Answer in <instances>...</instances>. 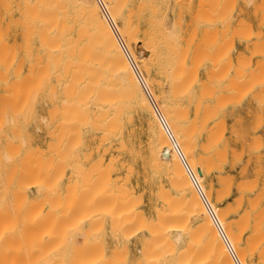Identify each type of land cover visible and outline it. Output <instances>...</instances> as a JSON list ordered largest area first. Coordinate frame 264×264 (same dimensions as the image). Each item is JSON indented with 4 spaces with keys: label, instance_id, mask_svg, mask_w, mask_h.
<instances>
[{
    "label": "rangeland",
    "instance_id": "rangeland-1",
    "mask_svg": "<svg viewBox=\"0 0 264 264\" xmlns=\"http://www.w3.org/2000/svg\"><path fill=\"white\" fill-rule=\"evenodd\" d=\"M114 1H116L119 5L121 4V2H123V1H119V0L118 1L120 3L117 0H114ZM167 1L168 0H162V1L161 0H154L153 2H155V3H153L152 0H149V3H150L149 4L147 0H140V2H139V0H133V2H132V0H129V1L126 0L124 2V4L122 3L123 5L121 4V8L119 5H116L115 8H116V11H121L124 16L126 14H128V12L125 9H128V11L132 10L133 13L135 14L134 18L133 17L132 18L135 19L134 23H136V25H137V21H138V25H137V31L138 32L136 33V36H137L138 44L140 45L141 48L145 49V46H148V47L152 46V49L155 48L153 51L154 53H155V51H156V53L158 51L162 52L161 55H159V53L154 54L153 52H151L152 50H150V48H147V50H149L150 53H148L147 50H145L146 54L148 56L151 53H153V54L150 55L151 57L146 56L147 61L145 60L146 58L144 59V62H143L144 66L143 65L142 66L146 67L148 69V71L144 68V69H142L143 70L142 72H145V70H146L147 72L151 73V75L153 76V80H154L153 83L154 84L156 83L158 85L160 84V86L157 85V87H155L156 84L154 85L155 89L153 91V96H152V98L155 97V99L157 98L156 96H158L157 101L154 99L157 106H158V104L162 105V103H164L166 105L165 100L166 99L168 100V98H169L168 103H170L171 110H168V108H167V110L162 111V110H164V108H163L164 104L162 106L161 105L158 106V109L160 107H161V109L163 108L160 112V113H162V116L163 115L169 116L170 114H173L170 116H175L174 117L175 120L174 119H170V120H173L176 122L180 118L177 123L174 122L177 125L179 124V122H180V124L183 125V123H184L183 121H185V123H184L185 126L184 125H183L184 127L182 126V130H183L182 131L181 128L178 127L179 125L176 127H174L175 125L171 126V124H173V122H171L169 120V117L166 119L168 121L167 126H168L170 132H171V130H176V133L174 135H173V133H171V135H172V137L174 136V141L178 142L177 145H178L179 150L181 151V154L183 153L182 154L183 157H184V153H186L187 156H185V157L187 159H188V154H189V157L192 156L191 157V163H190V158H189V160L185 159V161L186 160H187L186 162L189 161L188 165H192L193 172L198 167L201 166L200 168L203 171V178L204 179H202V181H200V183L204 189V192H208L210 187H211V186L209 187V185H212V187H211L212 189H210V191H212V192H208V194L209 193L211 194V195H209L210 199L208 202L211 205V207L214 209V211L216 212L217 216L219 214L218 212H220L222 210H224L223 212L226 214V211H225L227 209L226 207L229 208L231 206L229 208V210L230 209L232 210L233 208L238 209L237 211H235L236 209L234 210L235 213L233 212V210L227 211L229 216H228V214H226V215L228 217L227 216L225 217L223 215V212H222L221 215L224 216L223 217L224 219H221V220L219 219V221H222L223 226L227 225L226 223H232L231 224L232 225V232L231 231H230L231 233L228 232L229 238L231 239V241L233 239V237L231 236L232 234L235 237V234L237 235V233H239V234L242 233V231H243L242 225L246 224V223H244V219H246L245 218L246 215L251 217V218L247 219V220H249V223H248V221H246L248 226L244 227V225H243V227H244L243 235H240V237L236 236L235 239H233L232 243H233V247L235 250V255H236L239 263L240 264H242V263L243 264L244 263L245 264H253V260L255 262L258 261V252L260 250L264 249V240L262 239L263 241H261V239H259V238H261V236H262V238L264 237L263 236L264 235L263 234L264 233V220H261V219H263V214H264V212L261 213L262 210L264 209V53L262 52L264 50V0H254V2L250 6L245 4L244 0H173V1L169 0L168 4H167ZM0 2H1L0 3V44H1L0 45V161H1L0 162V178H1V180H0L1 181V183H0V188H1V190H0V195H1L0 196V229L2 227V229L0 231V264H105V263H107V264L108 263L109 264H163V261H164V264H177L178 263V261H177L178 256H180L181 258H185L186 256L189 257V258L186 257L187 259H189V262H185L184 264H190L191 260L197 262V258H198V260L201 258L202 261L199 260L196 264H207L208 260H212L214 258H215L214 261L215 260L218 262L221 260L223 261V259H221V258H224L223 254H221L222 250H220L221 251V253H220L217 248H214L215 246L214 247L212 246L213 244L214 245L217 244V242L219 241L218 237L216 238V236L214 234H213L214 235L213 237L210 236V238L211 237L213 238V239L211 238L212 240H210L208 237L209 235H211L213 233V231H211V233H209L208 231H210L211 226L210 225L206 226L204 223L205 217L202 215V212H201L202 211V208H201L202 202L198 200L199 202H197L196 204L195 203L193 204L194 207H196L197 205L200 206V208H198V207L195 208V210H197V211H195V210L194 211L191 210V212L188 211V209L194 208V207H191V208H187V207L192 205L188 202L191 201L190 199L195 194L189 192L191 189L189 188V186H188V184L184 178L183 170L181 169L182 173L180 170L177 171L176 169L178 167L176 165H174V167L176 166L177 168L176 169L174 168L175 170L173 169L174 170L173 173H175V171H176V173H175L176 176L178 178L179 177L183 178V180H184L183 183H185V185L182 183L183 184V186H182L180 181H179V183L181 185H179L178 182L175 183V182L171 181V182H173V183H171L169 181V176L174 178L173 173H170L173 170H170V172H169V169L173 168L170 166H173V164H175V163H171V159L174 160V158H175V160H176L175 162L178 163V166H181V162H180V159H178L179 157H177V154L173 150L171 143L167 139V136L166 135H164V136L159 135V134H163L164 131L162 129L158 130L160 127L162 128V126L160 124H159L160 127L158 126V123H159L158 120H157L158 123L155 122L156 119L153 121L152 118L150 117L149 112L147 110H144L142 105H141V111H140L141 119H140L139 124H138V119H136V117H134L133 121L134 122L136 121L135 125H134V122H132L131 125L133 127L129 124V125H125L126 127H124V129H123L122 136L125 135L123 137V139L125 141L119 140L115 136H111L109 127H108L107 131L105 130L107 128H106V126L104 127V125L107 123L106 121L108 119L106 117L107 114L106 115L104 114L105 116L102 114L104 112L106 113L107 110L103 105L105 99H103L104 96L102 94H104V92H103L104 90L102 92L100 90H102L104 88L103 82L101 83V81H103V79L105 77V76L103 77V74L105 72L106 73L104 75L107 74L106 69L108 70V68H107V62L105 61L106 58L103 61V59H100V57L103 55H104V57H106L105 52H107V50L103 49L104 44H102L103 39H101L102 37L100 36V34H97V35H99L101 38L99 36H96L95 35L96 33L93 34L94 31H90V28H88V27H87V29H89L88 34L89 33L91 34L93 32L92 34L95 35L97 37V39L99 37V39L97 40L96 37L92 36L98 42H100V40H101V42H100L101 45L98 42H96V43L93 42L94 40L91 37H90L91 38L90 39L91 41H90L89 38H87L86 36H83L84 38L82 37V35L78 36V33L80 34L81 30H84V28H85L84 25H79V22L81 19L83 20L85 18L84 16L86 14L82 15L83 17L80 15V17H82V18L78 19L79 20L78 25L72 23L71 20L68 19L69 17H67V19L66 18L65 19L60 18V19H62V21L60 20L62 22L61 23L62 29L56 25L55 21L58 20V18L55 19V17H53V19H55L54 24H53V22L50 21L52 23V24L49 23L50 26L48 29H50V30L47 29V31H48L47 33L50 36H47L48 34L45 35L43 30H41L40 28L45 29L44 26H46L45 24H46V22H48L46 20L51 18L50 16H52V15L45 13L44 16L48 15L49 17L47 16L48 19L44 20V16H42L40 13V15L43 17V19H42V17H40L41 19L40 18L36 19V18H38L37 16H40L39 13H37L36 17H34V18L31 17L32 20L29 17L30 22H29V19H27L28 22H26V20L23 21V23L25 22L23 24L24 27H25V24H27L26 25L27 28H29L28 26H31L33 24L34 27H32V29L36 27L35 29H33V32L35 30L36 31L38 30L37 31L38 33H40L42 36H44V35L47 36L50 40H51V38H53V36H54V38L58 37V38H56V41H54L55 43L58 42L61 39V37H63L64 32L67 33L66 30L68 31V29L69 30L71 29V31H69L68 34H65V37H63V38L64 39L68 38L67 40L70 43V41H72L73 39H76V37H80V39L79 38L76 39V40H78L77 42L73 40L75 43H77V45L75 43H72L73 41L71 42L72 44L70 43L71 45L75 44L74 46H72V48L75 47L74 51L72 48L69 49L71 47V45L69 44L70 45L69 46L67 42H64V43H67V45L62 44L61 41L63 40V38L61 39V41H59V44L61 42V44L65 48L69 47V48H67V50L69 49L72 52L68 51V54L73 53L72 56H71V54H70V56H67V54L64 53L66 50L64 49L63 46H60L61 44L58 45V43H57L56 46L57 45L58 46L56 48H54L55 46L52 45V47H51L52 50H51L46 46L47 42H51L50 40L47 41V39H46V41H47L46 43L41 42V41H39V42H41V43H39L37 40V39H39L37 37L38 36L37 32L32 33L31 30L29 32L30 37L28 36V38L30 40H28L26 42V43H28V46L26 47V51H25L24 50L25 49L24 41L23 40L21 41L20 39L25 38L26 35L24 37H20V33L23 34L24 31H26V30L24 29V27H19L20 25H22V23L19 24V26L17 24V22L18 23L20 21L22 22L23 18L20 21H18V20H16L17 22L14 21L15 24H17V26L15 27L16 31L14 30L15 31L14 32L12 30V28H10V26H9V8H8L9 7L8 6L9 1L8 0H1ZM139 3L140 4L144 3L143 7L141 5H139V7L140 6L142 7V9L145 8L144 10H142L141 8H139L137 6V4H139ZM170 3H171V6H173L172 9L170 7ZM153 4H154V7H153ZM136 6L139 8V10H136L137 9ZM146 6H147V8H146ZM159 6H160V8H159ZM113 8H114V6H113ZM121 9H123V10H121ZM165 9H166V11H165ZM135 10H136V12H135ZM150 10H152V12ZM156 10H157V12H156ZM171 10H173V11H171ZM144 11L146 13L143 15ZM147 11H149V12H147ZM139 12H141V14H139ZM160 12H161V14H160ZM225 13H227V14H225ZM29 14H31V13L26 14V16ZM136 14L140 15V17H139L140 19L138 18L139 15L136 16ZM168 14L170 17L173 18V21H171V25H173L175 27L173 29L170 28L171 30H173V35H175V37H176V38H174V36H171V38H173V39L165 37L166 36L165 32L169 33V31L166 29L167 27L164 28V25L162 24V22H164L163 19H166V17H167L166 21H168V22L166 25L168 27L169 26L171 27V25L169 24L171 19L168 20V16H167ZM33 15L35 16L36 14H33ZM152 16H154V17H152ZM148 17H150V18H148ZM150 19L152 21H150ZM176 19H178V20H176ZM82 20L80 23H82ZM155 20H157V21L154 23ZM148 21L152 22L150 24V26H149L150 22H148ZM175 21H177V22L175 23ZM42 23H44V26L42 25ZM64 24L67 27L69 25L70 26L72 25V26H71V28H68L65 30ZM160 24L163 27H161ZM159 25H160V27H159ZM38 26H40V28H37ZM66 26H65V28H66ZM81 26H83V29H81L79 31L76 30V29H78V27L80 29ZM152 26H154V28ZM227 26H228V28H227ZM248 26H250L249 30H247ZM11 27H13V29H14V26L11 25ZM55 27H58V29L60 28V31H58V33H57V34H59V32H60V34H59L60 36L59 35L55 36V34H54ZM72 27H73V29H72ZM162 28H163V30L166 29L167 31L164 30L165 32L164 31L161 32ZM148 29H149V32H147ZM56 30H57V28H56ZM72 30H73V32H72ZM21 31H23V32H21ZM49 31H52L53 36H51L52 34ZM76 31H78V32H76ZM238 31L240 32V34ZM10 32H11V34H10ZM75 32L77 33V35ZM221 32H223V33H221ZM242 32H244V33H242ZM15 33L16 34L19 33V34L15 36ZM29 33H28V35H29ZM35 33H36V38H34ZM61 33H62V35H61ZM146 33H148V34H146ZM156 33H158V34H156ZM162 33L164 34L163 36L165 37V39L167 38L166 41L164 40L165 44L162 41L164 39V37H163V39L161 37ZM82 34H83V31H82ZM86 34H87V32H86ZM88 34H87V36H88ZM151 34L154 35V37L156 35L155 40H154V37L151 38V36H152ZM242 34H245V35H242ZM142 35H143V37H142ZM168 35L170 37L171 34L169 33ZM146 36H149L152 40ZM191 37H192V39H191ZM54 38L52 39V44H54L53 43ZM69 38H70V40H69ZM57 39H59V40H57ZM168 39L173 41V42L168 41ZM174 39H176V40H174ZM181 39H184V40H181ZM12 40H14L13 41L14 44L12 43ZM85 40H88V41H85ZM146 40H148L150 43H147ZM213 40H214V44H213ZM43 41H45V40H43ZM152 41L154 43L153 44L154 47L152 45ZM159 41H160V43H159ZM88 42H90V44L92 43L91 44L92 46ZM168 42L169 43L171 42V44H168ZM174 42H175V44H174ZM187 42H189V44ZM20 43H21V45H23L24 49L22 48V46H20V45H18V46L21 47L20 49H23L24 51L20 50L18 48V46H17L18 49L16 50V45L20 44ZM26 43H25V46H26ZM84 43L88 44V45H86V44L85 45L90 47V50L91 49L95 50L96 53L100 52V55L99 54L96 55L98 57H96V56L90 57L91 60H93V62L90 61V58H88V56H90L94 51L91 50L92 53H90L91 51L89 50V48H88V50H86ZM156 43H157V45H156ZM159 44L160 45L161 44L162 45H166V44L169 45V47L166 46L167 52H168L167 54H166L165 46L163 48L164 49V51H163V49H161L162 47H159L160 46ZM173 44L175 46L174 48H173ZM82 45H83V48L81 49ZM211 45H212V47H211ZM226 45H227V47H226ZM13 46H15L14 50H13ZM29 46L32 47L31 50H29L30 49V48H28ZM100 46H102V48H100ZM255 46H256V49H255ZM35 47H37V48H35ZM77 47H78V50L81 49L83 51V53L85 52L83 54L84 58L82 57L81 54H79L82 52L81 50L78 51L79 53L76 51ZM258 47H260L259 48L260 50L256 51L258 49ZM98 48H100L99 49L100 51L99 50L96 51V49H98ZM36 49H37V52H36ZM53 49H54V52H53ZM59 49H60V51L64 49V52L61 51V55H62V56H60L61 62L59 61L60 51L58 52V55H56L57 54L56 52ZM159 49H161V50H159ZM171 49H173L174 52H171V51H173ZM50 50H51V52H50ZM85 50L90 51V52L88 53ZM30 51H31V53H30ZM47 51L53 55L52 56L50 54L53 57L51 59H54L55 55L58 56L57 57L58 62L56 61L57 65L58 64L60 65L62 63L63 64L60 66L58 65L60 68L57 66L59 69L57 67L51 68L52 66H55V65H53V62H52L55 59L51 61L52 65H51L50 61H49V63H48V61H46L48 63V66L50 67V68L48 67L49 72L46 71L48 73H44L43 70H46L47 68L41 70V72H43L44 74H47V76L41 75L43 79L40 76L39 77L40 79H38V80H40L41 81L40 83L42 84V81L45 82V79L47 77H49V80L51 81L52 87L53 88L55 87V89H54L55 91L53 92V94L54 93L55 94L53 95L51 93L52 91L50 89L46 88V91H44L42 94V99L39 98L38 101L36 102L35 109H34L33 113L28 114V110L31 108V103H28L29 102L28 100L33 97V94H34L33 89L37 85L35 84V82H32V83H34L35 87H33L34 85L32 86L31 84H29L33 80L30 81V78L27 79L26 76L29 75L32 79V78H34L35 75H37L35 73L36 68L39 69V66H40V68H44L43 65L45 63V58L49 57V56L46 57V55H45V52L49 55V53ZM12 52L15 54L13 55ZM16 52H18L19 54ZM26 52H29V53L26 54ZM76 52H77V54L80 55V56L78 55L79 56L78 58L75 57L77 55ZM101 52H103V55H101ZM9 53H10V55H9ZM22 54L26 58H27V55H29V54H31V55L28 56L29 59L27 58L28 59V61H27L28 67L25 66L22 70H20V72L23 73L21 75L19 72L14 70V68H15L16 60H19V58H23ZM173 54H175V55H173ZM178 54H180V55H178ZM73 55H75V56H73ZM166 55L169 56L168 59H166V60H169V59L171 60V58H173V60H171V62L175 63L174 67L176 64H178V67L176 66L178 69V70L176 69L177 70L176 72H178V75L174 74V72H175V71H173L174 67H170L173 65H171V64L168 65V63H166V62H170V61H165V59L163 58ZM34 56H36L38 59H40L39 58L40 56H42V57H41V63L39 62L37 64H34L35 67L33 66L34 67V70H33V69H30L31 67H29V65H31V64L33 65V63L35 61V60H33ZM153 56H155V57L157 56V58H155ZM161 56H163V57H161ZM178 56L181 58L182 61L180 59H178ZM81 57H82L83 61H82V59H79ZM92 57H93V59H92ZM158 57L161 58V61H159V64L160 63L163 64V60H164L165 61L164 64L166 63V66H169L168 67L169 71L166 72V70L168 68L165 71H164V68L162 69V67L166 68L165 65H162L161 67H159L158 61L156 60V62H155V59L160 60V58H158ZM11 58L14 61H12ZM94 58H95V60L96 59H98L99 61L101 60V62H99L98 60H97V62H95ZM165 58H167V57H165ZM247 58H248V60H247ZM65 59H67L70 62V63L69 62L67 63L68 65L66 64L67 67L64 65L65 62H67V61H65ZM148 60H150V62ZM179 60H180V62H178ZM193 60H195V61H193ZM237 60H238V62H237ZM240 61H242V62L240 63ZM76 62H78V65L81 62L79 67L77 64H74ZM88 62L90 65H92V67L94 65L93 68H95V67L97 68V66H99L100 69L97 68V69H94L95 71H93V68H91V66L89 65L90 69L93 71L92 73H88L89 71H87V70H90V69H86V68L84 69V67L82 70L81 67L84 66L85 64L87 65ZM98 62L100 65H98ZM146 62L148 63L147 65L145 64ZM154 62H155V64H154ZM176 62H178V63H176ZM181 62H182V64H181ZM9 63H12V64L14 63L13 64L14 66L11 64V66H12L11 67ZM71 63H73L74 65L73 64L71 65ZM69 64L71 65V67H75L77 65L75 67L76 70L78 68L82 70L81 71L82 75L80 76V74H79V77H81L82 79L79 78L78 76L76 77V72H78V70L75 71L74 68H71V67L69 68ZM101 64H103V65L106 64V66L105 65L102 66ZM149 64H150V66H149ZM179 64L182 66L180 67ZM239 64H241L242 67ZM246 64H247V66H245ZM63 65H64V67H63ZM151 65H153L152 67L154 69L151 67ZM155 66H158V67H155ZM7 67H9V69H7ZM86 67H88V65ZM27 68H29V70L30 71L32 70L33 72H27L28 71V70H26ZM61 68L62 69H68L69 68V71L68 70H67L68 72L66 71V73H68L67 74L68 76L65 75V71H64V74H62ZM103 68H105V69H103ZM159 68H160V71L163 70L164 74L162 73V75L164 77H162L160 75L161 72L158 73L159 71L156 70ZM170 68H173V69H170ZM181 68H182V70H181ZM187 68L189 69V71L187 70ZM52 69H58L59 71L53 70V73H52L51 72ZM220 69H222V70H220ZM236 69L239 73L236 71ZM39 70H37V73ZM96 70H97L98 74L95 73ZM240 70L242 73L240 72ZM74 71H75V73L73 74ZM101 71H103V72H101ZM170 71H173L170 73V75L173 74L175 82L173 80H169L168 72H170ZM220 71L221 72L224 71L223 75H221L222 73ZM16 72H17V75H16ZM29 73H32V74H29ZM39 73H40V71H39ZM49 73L51 75V78L48 75ZM156 73L158 75H155ZM188 73H190L191 75L190 76L186 75ZM18 74H20V75H18ZM56 74H58V77L60 78V80H61V77H63L64 75L67 78L65 77L64 80L62 79L63 81L62 80L59 81V79L57 78L56 79L57 81L55 82L54 75H56ZM70 74H72L74 76L72 77V76H70ZM93 74L96 76L94 77ZM165 74H167L168 76L166 77ZM89 75H91V76H89ZM179 75H180V77H183V78H180V77L178 78ZM185 75L187 76V78L189 77L190 79L188 78L189 80L187 81L188 83L186 85H185V82H184V85L180 84L181 86H185L184 90H186V91H183V89H182L181 91H183L184 93L183 92L180 93L181 88L177 89L179 86L175 87V86H171V84L178 85L179 82L182 83L184 81L183 79L187 80ZM85 76H86V78H87V76L89 78L90 77H92V78H90L89 80L88 79L86 80ZM175 76L177 78H175ZM254 76L255 77L257 76L258 80H260V81H258V80L254 81V79H257ZM56 77H57V75L55 76V78ZM74 77H76L78 80H82V82H83L82 86H86V85H84L86 81H87L86 84L89 83L88 85L90 86L91 82L92 81L94 82L95 79H96L95 82L94 83L92 82V86H90V87H92V89H93V87L96 86L95 88H98L97 86H99V89H95V88L93 90L91 89L90 91H92V92H89V90H88L87 93H84L86 91L85 90L82 91L84 93V95H83L84 101L83 102L85 104L82 103L81 104L82 106L80 105L78 107H81L82 110H83V108H86V106H87V108L89 107V109H84L85 111L87 110L86 111L87 113H85V114H87L86 116L84 114L85 111L80 112V111H82L80 108H79L80 110H78L81 114L80 117H83V119H80V120H84V118L87 117L84 122H81L82 124L79 123V119L76 120L77 118H80L79 112H78V116L77 115L74 116L77 113H76V110L74 111V109H72L73 112H75V114H72L70 116L69 114H71L72 111L70 109H68V107H70V106H68L69 103L66 104L67 103V97L71 98V96H73V93L75 90L74 87H72L73 90L71 89L73 91V92H71V94L69 92L70 88H68L69 90L67 92H69L68 94H70V95L65 94L67 97H65V95H63V96L61 95V92H62L61 88L64 90L67 87L65 85L66 84L69 85L68 83H70L69 78L74 79ZM170 78H171V76H170ZM34 79L36 80V78H34ZM91 79H92V81H90ZM171 79H173V78H171ZM16 80H17V82L15 83ZM20 80H22V81L18 82ZM178 80H179V82H178ZM88 81H90V82H88ZM242 81H244V82H242ZM253 81H254V83H252ZM165 82H167L166 83L167 86H166ZM171 82H173V83H171ZM176 82H178V83H176ZM255 82H257V83H255ZM20 83H21V85H20ZM249 83L252 87H249L250 86ZM56 84H58V86L60 84V89L58 88V86ZM38 85H39V83H38ZM51 85L49 86L50 88H51ZM163 85H164V90H163ZM9 86H10V88H9ZM62 86H64L65 88ZM71 86H74L73 81H72ZM161 86H162V88H161ZM168 87H170V88H168ZM173 87H175L177 89L176 92H179L181 94V96H178L176 94V92H175L176 89ZM240 87L244 88L245 90H242ZM160 89H162L163 92ZM167 89H168L169 94H171L170 95L171 97L169 95H166L168 93H166V94L164 93V91L167 92ZM201 89L203 90V92L204 91L205 92L203 93L201 91ZM57 90H59V91H57ZM169 90H173V93H170L171 91H169ZM212 90H214V91H212ZM32 91H33V93H31ZM49 91H51V92H49ZM95 91L101 92V95H98L99 93H96ZM47 92L51 93L53 96H55L54 97L55 99L57 97L56 100L57 101L59 100V101L57 102L54 98L51 97L52 95H50V94H48V95L51 98H46L48 100V102L45 101L46 99H44V98L46 97L45 95L47 94ZM88 93H90V94H88ZM95 93L97 95H95ZM58 94L60 96H56ZM85 94H86V96L88 95L87 98H86ZM159 94H162L161 99H164V97H165V99L163 101H161L159 99V97H160ZM190 94H192V95H190ZM233 94H234V96H233ZM90 95H91V97H90ZM163 95H166V96H163ZM94 96H96V97L99 96L98 98L100 101H98V98L96 101L95 100L96 97H95L94 100L96 101V103L94 100H93L94 102H92L91 99H93ZM100 96H103V98H100ZM167 96H169V97H167ZM190 96H191V99H190L191 101L188 99V97H190ZM224 96H225V98H224ZM231 96H232V98H231ZM64 97L66 98V103H64L65 102ZM85 98L88 102L85 100ZM223 98H224V100H221ZM101 99H103V100H101ZM49 100L51 103L49 102ZM63 100H64L63 104H66L68 106L67 108L63 107L65 112H67V111L69 112V110L71 112L69 114L65 113V112H63V109L61 108L60 113H62V114L65 113L66 115H68V118L70 120L67 119V116L65 114H63V115H65L66 118H63V117H65L63 115H62V118L67 119L68 121L62 120L61 117H59L60 113L57 114L59 116L55 115V117L49 118L48 115H50V114L47 113V110L51 112L52 108L54 109V108L58 107V109H60L59 106H61V103H62L61 101H63ZM177 100L178 101L180 100L179 101L180 103L177 102ZM198 100H200L201 111L197 108V110H199L198 111L199 114L196 111L197 112V115H196L197 120H193V118L195 117V114H196V113H194V111L196 110L195 107H197L195 105L197 102H198L197 104H199ZM30 101H32V99ZM102 101H103V103L101 105L100 102H102ZM175 101H176V103H174V105L176 107L179 106V105H177V103H179L181 105V106H179L180 109L183 107L188 108V109L185 108L188 111V114H186V113L184 114L186 116L182 115L183 117H180L181 114L179 115V112L181 110L179 108L173 107V105H171ZM221 101H223V102H221ZM97 102H98V104H97ZM157 102H159V103L157 104ZM217 102H219V103L217 104ZM91 103H94V104H91ZM168 103H167L166 107L167 106L170 107L168 105ZM189 103H191V104H189ZM63 104H62V106H66ZM219 104H220V107L217 106ZM204 105L210 107V108L204 107V108H207V110L205 109L206 111L212 109L214 112L211 110L209 112V114L211 115V113L213 112L212 113L213 116L207 115L208 117H206L205 119L202 118L205 120L203 123L202 119H201L202 122L199 119L201 117H205L204 115H206V114H204V112H205V110L203 108ZM72 106H74V105H72ZM214 106L217 108L214 109ZM71 108L76 109L77 107L74 106ZM99 108L101 109V111H100L102 113V114L100 113L101 115L98 113V110H100ZM174 108L179 109L180 111L176 112V109H174ZM53 109H52V111L55 112V113L53 112L54 114H56V112H59L56 110L57 108L54 110ZM66 109H67V111H66ZM173 109L175 111H174V113H171V112H173ZM26 110H27V113H25ZM95 110H96V112H95ZM159 111H160V109H159ZM166 111H167V113H166ZM168 111H171V112L169 113ZM91 112L95 113V114L93 113L94 116L91 114ZM175 112L178 115H175ZM82 113L84 114L85 117L83 116ZM97 115H100V117L101 116L104 117V119L101 118V120H100V117L97 118ZM28 116H29V118H28ZM41 116H43L47 119V124H48L47 126H46V123H41V121L39 120ZM176 117H178L177 120H176ZM186 117H188V118H186ZM94 118H96L95 120L97 121V123H95ZM164 118H166V117H164ZM182 118H184V120H181ZM6 120L7 121L10 120L9 124H8V122L5 123ZM89 120H90V123H89ZM92 120H93V123L96 124V126L93 125ZM75 121H76V123L78 122L77 123L78 126H74V127L70 126L73 129L72 130L69 129V127H67V126L72 125L70 123H73V122L75 123ZM169 121L171 122L170 124H169ZM181 121H182V123H181ZM193 121L194 122L196 121V124H197V128H196L197 130L195 129L196 130L195 133H194V131L193 132L191 131L190 133L187 132V133H183V134L180 133L179 134V131L185 132L184 131V129L186 130L185 127H188L186 125L191 124V126H193L194 123L193 124L189 123V122H193ZM63 122H64V125L66 124V122H68L69 124L68 123L66 124L64 131L62 129H61L62 131H59L60 130L59 127L64 128V125L62 126V124H61ZM198 122H201L205 125H203V124L200 125V123H198ZM56 123L59 125L58 128H56V126H57ZM91 123L94 126V129L92 128L93 126H91ZM148 123H149V125H148ZM216 123L218 126H221L222 129H221V127L217 128L218 126L216 127ZM219 123H221V124H219ZM5 124H7V125H5ZM54 125H56V126H54ZM88 125H90L91 127L89 128ZM98 125L100 127L103 126V129L100 128ZM107 126H108V123H107ZM147 126H148V128H147ZM199 126L200 127L202 126V128H200ZM36 127H38V129H36ZM66 127L68 130L66 129ZM75 127L78 130V133L80 132V136H78L79 134L77 133V130H74ZM97 127L99 128V130ZM171 127L175 128V129H173ZM180 127H181V125H180ZM131 128H134V130L136 129L135 132L138 133V134L135 133V138L128 135L129 134L128 132H130ZM189 128H188V130H189ZM216 128L218 129V131H216ZM55 129H56V131H55ZM127 130H128V132H127ZM159 131L163 132V133L158 134ZM57 132H60V133L64 132V133H62L64 135V136L62 135L63 138H62V136L59 137L60 133H58V136L55 137V135H57ZM65 132H66V134H65ZM72 132L74 133V136H75V133H77L76 139L78 137L80 139L78 138L77 141H76V139H74L75 142H73L71 145L73 147L71 148V150H69L70 149L69 148L66 151V149L68 148V147H66L67 145H65L67 143L66 138L69 137L68 134H72ZM150 132H151L152 136H151ZM222 132H223V135H222ZM105 133H107V134L105 135ZM188 133H189V140H190L189 142L191 143L192 146L189 145L190 143H188V141H187L188 140L187 139ZM192 133H194V135H192ZM211 133H213V135H212L213 137L210 135ZM103 134L105 136H109V137L111 136V137L110 138L107 137V140L103 141V139H106V137H103ZM126 134L128 137L126 136ZM184 134H187V135H184ZM50 135H51V137H50ZM72 135H71V137H74ZM176 135H178V136H176ZM190 135H192V136H190ZM158 136H162V138H164L166 136L167 141H165L166 140L165 138H164V141L169 142L170 144H168V143L165 144L163 142V140L161 142V139L158 141V138H159ZM185 136H186V139H184ZM209 136H210V139H208ZM129 137H130V139H128ZM217 137L220 138V140H218ZM57 138H59V139H57ZM61 138H62V140H61ZM100 138H102V142H101ZM132 138H134V139H132ZM175 138L177 140H175ZM183 139H184V143L186 145L183 144V142H182ZM71 140H73V139H71ZM185 140H186V142H185ZM83 141H84V143H83ZM69 142H72V141L69 140ZM155 142L157 145H155ZM159 142H161V144ZM214 142H215V144H214ZM55 143L58 144L59 146L56 147ZM121 143L124 145H122ZM162 143L165 144L164 147L161 146V145H163ZM179 143H181V144H179ZM119 144L122 146H120ZM200 144H204V145H206V147H208V146L210 147V148L208 147V149H206L207 150V152L205 151L206 153L204 151H202V150H205V148H204L205 146L203 147L204 149L200 150V148H202V147H200ZM207 144H209V145L207 146ZM170 145H171V147H170ZM184 145L185 146L188 145L187 147L191 146V148L189 147L190 150L187 148V150H189V151H187L185 149L186 147H184ZM121 147H124L127 151H124L125 149L122 150L123 148L121 149ZM73 148H74V150H73ZM75 148H76V150H75ZM165 148L168 149L167 151L170 150V152H169L170 154L167 152L165 153V151H164ZM7 150L9 152H7ZM158 150H160V153ZM195 150H196V152H195ZM63 151L66 152V154H65L66 157H64L65 155H64V153H62ZM71 151H72V153H71ZM104 151H106V153H104ZM150 151H151V153H153V152H155V153L151 154V153H149ZM171 151H173V152H171ZM190 151H193V152H191L192 155L189 153ZM67 153H68V156H67ZM157 153H159V154H157ZM88 154H89V156H88ZM168 154L170 156L174 155V157L170 158V156L168 157ZM175 154H176V157H175ZM4 155L10 157L11 160H8L6 162ZM151 155H152V157H150ZM218 155L219 156L222 155L221 158ZM198 156H202V157H206V158H208L210 156V158H212V162H214V164H211L212 162H210V165H208L209 169L206 170L207 166L205 167V169L202 167L201 160L199 159ZM165 157L167 160H164ZM161 158H163L162 159V161L164 160L163 162L160 160ZM216 158H218V159H216ZM46 159H47V161H46ZM83 159H85L86 161ZM196 159H198L200 161L199 164L196 163ZM3 160H5V163ZM68 160L71 162H69ZM152 162H154L155 166H152V164H151ZM163 163H165V164H163ZM206 163H207V161H206ZM206 163L204 162L203 165ZM196 164L198 167L195 166ZM208 164H209V162H208ZM63 165H64V167H63ZM107 165H108V167H107ZM73 166L74 167L77 166V169L73 168ZM96 166H97V168H96ZM44 167H45V169H44ZM78 167H80V168H78ZM57 168H58L59 174H56ZM79 169H80V171H79ZM102 171H104V172H102ZM166 171H168V173H166ZM179 172L181 173L182 176L180 175ZM54 173L58 177L55 176ZM194 173L197 176L196 172H194ZM88 174L91 175V178ZM166 174H168V175H166ZM83 175L85 177L88 176L86 178V181H85V179H83L84 178ZM101 175H103V177L100 178ZM74 176H75L76 180H74ZM81 177H83V178L81 179ZM97 177L100 178V181L102 178H103L102 180L105 181V183L103 181V184H101L102 183V181H101V183L99 184L102 186L100 190L98 187H96V186H98L97 182H100L98 179H96ZM165 177H167L168 181L166 180ZM219 177H221L223 179V181H225L224 178L227 180H229V178H230L231 181L226 180V182H227V184H226V182H223L221 180V178L218 179ZM88 178H89V181H87ZM173 178H171V179H173ZM178 178L176 179V177H175V180L176 181L181 180ZM197 178L199 179L198 176H197ZM118 179H120V180H118ZM158 179H159V181H158ZM93 180H96V181H93ZM229 182H231V183H229ZM90 183H92L91 185L93 186L92 187L93 190L95 187L98 188V189H95V192H96V190H98L96 193H94V191H92L93 193L91 192V188H90L91 185L89 187ZM95 183H97V184H95ZM177 183H178L177 187H180V189L179 188L176 189L177 187H175V186ZM242 183H243V185H242ZM81 184H82V186H81ZM86 184L88 186H86ZM93 184H95L96 186ZM120 184H121V186H120ZM168 184H170V185L174 184V185L170 187V185L168 186ZM225 185H227V186H225ZM229 185H231V186L228 189ZM185 186L188 187V190L184 189ZM160 187H163V188H160ZM181 187H183V188H181ZM187 187H185V188H187ZM88 188H90V189H88ZM225 188H227L229 191H227V189H225ZM38 189H40V190H38ZM2 190H3V192H2ZM37 190H38V194H37ZM166 190H167V192H166ZM222 190H223V193L219 194V196L221 195L224 197L220 196V198H218V201L216 202L217 193L222 191ZM164 191L168 194L170 193L168 196H170L171 199H173V197H174V201H176L180 196L182 198V196H183L182 194L185 192L186 198L185 197L184 198L187 202L185 204H187V205H185V204L183 205V204H180L177 202H176V205L179 207L183 206L186 209L185 208H183L182 210L177 209L179 207H177L176 205H171V204H173V203H171V201H173V200H170V198H168V196L165 194ZM158 193H159V196H158ZM225 193H227V194L225 195ZM191 194H194V195L192 197H190ZM116 195H119V196H116ZM121 195H123V196H121ZM258 195H259V197L261 196L262 198L260 197V199L259 198L257 199ZM207 196L208 195H206V197ZM241 196H242V198H241ZM103 197H107L106 200ZM161 197H163V198H161ZM189 197H190V199H189ZM197 197L198 196L196 195V198ZM130 198H132V199L130 200ZM181 198H179L177 201H185V200H180ZM238 198L240 200L239 202H238ZM168 199L170 200L169 202H168ZM188 199H189V201H188ZM197 199H200V198L198 197ZM207 199H208V197H207ZM52 200H53V202H52ZM193 201L196 202V199L194 198ZM165 202H167V203H165ZM135 203H136V205H134ZM191 203H192V201H191ZM236 203L239 206H237ZM240 203H242V204H240ZM174 204H175V202H174ZM178 204H180L181 206ZM229 204H230V206H229ZM62 205H64V207ZM80 205H81V207H79ZM253 206H255L254 209L251 208ZM61 207H63V209ZM171 207H173V209H174V207H176V209H177V210L173 211V216L176 215L179 218L177 221V224H176L175 220H174L175 221L174 222L173 219H170V218H174V217L170 216L171 212H170V215H169V212H167V211L171 210ZM237 207H240V208H237ZM184 209L186 210V213L188 211L189 214L191 213V215L190 216L188 215L187 216L188 219L186 218V220L184 218V220H183L184 223L182 222L183 223L182 224V223H179V220H180V215H182L181 214L182 211L185 213ZM14 210H15V212H14ZM35 210L37 213L35 212ZM80 210L81 211L84 210L81 212V215H83V216L79 215ZM31 211L35 212V213H31L32 216H30ZM247 212H249V213H247ZM66 213H68V214H66ZM236 214H238V215L236 216ZM242 215L243 216L245 215V217H243L244 219H241V221H243L242 222L243 224L239 222L240 225L237 228V230L240 229L242 231L238 232L236 230V228L234 227V226H236V225H234V221L235 222L239 221L238 219L241 218ZM256 215L258 216V218ZM261 215H262V217H261ZM28 216H29V218H28ZM160 216H162V217H160ZM219 216H220V214H219ZM254 216H256V218ZM79 217H80V219H79ZM182 217L183 216H181V218ZM13 218H15V219L17 218V220H15ZM190 218H192V221H190ZM259 218H260V222H259ZM164 219L166 220V222ZM256 219H258V220H256ZM74 221H76V222H74ZM157 221H159L160 223ZM256 221H258L259 223H257ZM262 221H263V223H261ZM111 222H112V225H111ZM167 222L171 223V226L169 224V228H168V225H166V224H168ZM173 222H174V225H173ZM26 223H27V225H26ZM186 223H190V224L187 225ZM201 223L203 225H205V227H203V225H201ZM161 224H163L164 226H167V230L165 229L166 227L163 228L164 227L163 225L161 228L160 227ZM180 224L184 225L183 228L180 227V226H182ZM206 224H207V222H206ZM238 224H237V226H238ZM254 224H257L259 229L255 230V228H252L254 226ZM4 225H6V226H4ZM185 225H187L188 227ZM150 226H151V228L154 227L156 229V230H154V229L152 230L153 233L150 232L151 228L148 229V227H150ZM158 226H159V228H158ZM197 226H200L204 229L203 232L200 231L201 236L198 237L200 240L195 237V231L194 230ZM227 226H228L227 231H228V229L231 230V228H229L231 226H229V224ZM257 226H255V227H257ZM55 227H57V228L55 229ZM174 227L175 228L180 227L181 229L180 228L175 229ZM185 227H186V229H185ZM206 227L208 230H206ZM60 228H61V230H60ZM145 228H147V229H145ZM165 230H166V232H165ZM191 230H193L194 233ZM197 230L199 231V229H197ZM205 230H206V232H205ZM252 230H254V231H252ZM59 231H61V233ZM181 232H182L181 241H179L178 244H176L174 241H171L173 233H176V234L180 233L181 234ZM156 233H157V236H156ZM192 233L194 235H192ZM21 234H23V235L21 236ZM53 234H55V235H53ZM153 234L155 237L152 236ZM202 234H204V235H202ZM225 234H226V232H225ZM260 234H261V236L259 237ZM168 235H169V237H168ZM254 235H255V237H254ZM55 236L59 237L58 240H57V237L55 238ZM150 236H152V237H150ZM159 236L163 237V238H161V240L163 239L162 242L164 243L165 246L162 245V242L160 241ZM241 236H242V238H241ZM247 237L255 238L256 239V240L254 239L255 242L260 240L261 243H259V244L256 243L257 245H255V242H253L254 240H251L253 242V243L251 242L252 246L254 244V247L252 248L251 243L249 242L250 239L248 240ZM256 237H258L259 240H257ZM236 238H237V241L234 243ZM214 239H215V241H214ZM146 241H147V244H146ZM167 241H168L169 247L166 246ZM194 241H197V243L196 242L194 243ZM206 241H207V243H206ZM211 241H213L212 244H211ZM245 241L248 243L247 244L248 246L246 245ZM3 242H4V244H3ZM151 242L154 243L153 248L155 250H153V249L152 250L154 251L153 254L156 253V255H154L155 259L152 257V254L149 255V256H151L150 258H148L146 255L144 256V254H146V253L148 255V252H149L150 248L152 247V245H149V244H152ZM155 242H157V243H155ZM190 242L194 243L195 248L193 250L196 249V246H199V245L204 243V247L206 249H208V253L210 254V256H208V253H206V252H204V255L207 254L206 255L207 257L206 256L202 257L203 255L196 254V253H198V251L197 252H195L193 250H192L193 252L190 251L187 247V245L190 244ZM208 242H210V245L213 247V249L210 245H208ZM22 243H23V245H22ZM158 243L160 245H158ZM174 244H175V246H174ZM5 245H7V246H5ZM145 245H147V247L149 245V247H148L149 250L147 248H145L146 247ZM171 245H173V247L176 248L173 251L174 253L172 252L173 247H171ZM188 246L190 248V245H188ZM235 246H236V248H235ZM237 247L239 249H241V248L245 249L246 248L245 249L246 251L242 250V252H241L239 249H237ZM157 248H160L159 252H156V250L158 251ZM249 248H252V249H250L251 251L249 250ZM141 249L144 251H141ZM170 249H171V251H170ZM215 249H217L219 254L215 253V251H216ZM220 249H222V248H220ZM209 250L212 252H209ZM236 250H239V253H238V251L236 252ZM146 251H148V252H146ZM165 251H167V252H165ZM184 251H186L188 253L190 251L191 253H189L190 255H188L186 252L184 253ZM163 252H165V253H163ZM194 252L196 255L194 254ZM32 253H34V254H32ZM171 253H173L174 255ZM179 253L182 255L184 254L183 256H185V257L181 256ZM161 254H163V255H161ZM212 255H214L213 258H212ZM218 255H220V256H218ZM171 256H174V257H171ZM215 256L218 257L217 258L218 260L216 259ZM12 257H13V259H12ZM29 257H30V259H29ZM84 257H87V259ZM92 257H96V258H92ZM240 257H241V259H240ZM83 258L86 260L84 261ZM146 258H147V260H146ZM181 258H180V261H181ZM190 258H192V259L190 260ZM203 258L207 261V263ZM115 259H116V261H115ZM150 259H154V260H150ZM249 259H250V261H249ZM156 261H157V263H155ZM222 261L219 262L218 264H221ZM225 262H226V260L224 258V263ZM228 262H229V260H228ZM228 262H226V263L227 264L232 263L231 261H230V263H228ZM214 263L217 264L216 262H214ZM179 264H181V263H179Z\"/></svg>",
    "mask_w": 264,
    "mask_h": 264
},
{
    "label": "bare ground",
    "instance_id": "bare-ground-1",
    "mask_svg": "<svg viewBox=\"0 0 264 264\" xmlns=\"http://www.w3.org/2000/svg\"><path fill=\"white\" fill-rule=\"evenodd\" d=\"M0 1H1V0H0ZM8 1H9V5H8L9 7H8V6H7V7L9 8V26H10V28H12L13 31H14V30L16 31L15 27L17 26V24H18V26H19V24L22 23V25H20L19 27H24L23 24H24L25 22L23 23V21L26 20V22H28L27 19H29V17H30V19L32 20V18H34V17L37 16V13H39V15H40V13H41L42 16H44L45 13H48L49 15H52V16H50L52 19H53V17H55V19L58 18V20L55 21V19H53V20H52L51 18L48 19L49 16H48L47 14H46V15H47L48 17H47V16H44V20H45V19H48V20H46V21H48V22H46V24H45L46 26H44V23H45V22L42 23V25L45 27V29L40 28V26H38L37 28H40L41 30H43V32H44L45 35L48 34V33H47V32H48L47 29H48L49 26H50L49 23L53 22V24H54V21H55V22H56V25L62 29V26H61V23H62V22H61V21H62L63 18H64V19H65V18L67 19V17H69L68 19L71 20L72 23L78 25V21H79L78 19H81V18L83 17L82 15H85V14H86V15L84 16L85 18H84L83 20L81 19V20H82V23H80L81 20H80V22H79V25H84V26H85V28H84L85 31H84V30H81V29H83V26H81L80 29H79V27H78V29H76V30H78V31L81 30L80 34L78 33V36H81V35H82V37H83V36H86L87 38H89V40L92 38V39L94 40V41H93V40H92V41L96 43V42H98V41H96V40L94 39V37L99 36V35H97V34H100V36H101L102 38H101L100 36H99V37H100L101 39H103V43H102V44H104L103 46L105 47V48L103 47V49H106V50H107V52H105V53H106V57H104L103 52H101V55H103V56L100 57V59H103V61H104V59L106 58L105 61L107 62V68H108V70L106 69L107 74L104 75L106 72L103 74V77H104V76H105V77H104L103 81H101V83L103 82V85H104L103 87H104V88L99 84V85L103 88V89L100 90V91L102 92V91L104 90V91H103L104 94H102V95L104 96V98H103V96H100V98L105 99V100H104V103H103V101L100 102V103H101V105H102V103H103V105H104V107L106 108L107 112H106V113L104 112V113L102 114V113L100 112L101 109L99 108L100 110H98V113H99V114L101 113L102 115H104V114L106 115V114H107L106 117H107L108 120H107L106 122L108 123V126H107V123H106V122H105L106 124H105V125L103 124V125H104V127L106 126V128H107V129H105L106 131L108 130V127H109L110 135H111V136H115V137H117L119 140L125 141V140L123 139V137H124L125 135L122 136L123 129H124V127H126L125 125H129V124L131 125L132 122H134V121H133V118H134V117H136V119H138V124H139L140 119H141V117H140L141 105H142V107H143L144 110H147V111L149 112L150 117L152 118V120L154 121V120L156 119L155 122H157V120H158L157 115H156V113H155V111H154V109H153V107H152V105H151V103H150V101H149V99H148L146 93L144 92L142 86H141L140 83L138 82V80H137L135 74L133 73V71H132V69H131V67H130V64H129V62H128V59H127V57L125 56L123 50L121 49L120 44H119V41H118V37H119V38L121 39V41L123 42V44H124V46H125V48H126L128 54H129V56L132 58V60H133V61L135 62V64L137 65V67H138V69H139V72L141 73V76H142V78H143V81H144V83H145V85H146V88H147V90H148V93L150 94V96H151V98H152V96H153V91H154V89H155V88H154V85H155L156 83H155V84L153 83V82H154V80H153V76L151 75V73L147 72L148 69H147L146 67H143V66H144V63H143V62H144V59L146 58V56H148V55L146 54V51H145V50H147V48H150V50H152L151 52H153L155 48L152 49V46H151V47L145 46V49H144V48H141L140 45L138 44L137 36H136V33L138 32V31H137L138 21H137V25H136V23H134L135 19H133L134 16H135V14L133 13L132 10H131V11H130V10L128 11V9H125V10L128 12V14H126V15L124 16V15L122 14L121 11H116V8H115V7H116V5H119V4H118L116 1H114V0H8ZM117 1H118V0H117ZM119 1H123V2H121V4H122V3L124 4V2H125L126 0H125V1H124V0H119ZM119 1H118V2H119ZM128 1H129V0H128ZM147 1H148V3H149V0H147ZM153 1H154V0H152V2H153ZM161 1H162V0H161ZM168 1H169V0H168ZM168 1H167V4H168ZM170 1H173V0H170ZM2 2H3V1H2ZM132 2H133V0H132ZM139 2H140V0H139ZM159 2H160V1H159ZM164 2H165V1H164ZM174 2H175V1H174ZM244 2H245V4H247L248 6H250V5L254 2V0H244ZM0 3H1V2H0ZM3 3H4V2H3ZM114 3H115V4H114ZM119 3H120V2H119ZM153 3H155V2H153ZM223 3H224V2H223ZM262 3H263V2H262ZM121 4L119 5L120 8H121ZM123 4H122V5H123ZM132 4H133V3H132ZM143 4H144V3H143ZM143 4H140V3H139V4H137V6L139 7V5H141V6L143 7ZM149 4H150V3H149ZM151 4H152V3H151ZM162 4H163V3H162ZM229 4H230V3H229ZM2 5H3V4H2ZM4 5H5V4H4ZM146 5H147V4H146ZM209 5H210V4H209ZM113 6H114V8H113ZM137 6H136V8H137L136 10H139V8L142 9L141 6H140L139 8H138ZM149 6H150V5H149ZM156 6H157V5H156ZM7 7H6V8H7ZM124 7H125V6H124ZM124 7H123V8H124ZM153 7H154V4H153ZM153 7H152V8H153ZM170 7H171V9H172V7H173V6H171V3H170ZM233 7H234V6H233ZM261 7H262V6H261ZM2 8H3V7H2ZM146 8H147V6H146ZM150 8H151V7H150ZM159 8H160V6H159ZM162 8H163V7H162ZM216 8H217V7H216ZM144 9H145V8H144ZM144 9H142V10H144ZM169 9H170V8H169ZM180 9H181V8H180ZM225 9H226V8H225ZM225 9H224V10H225ZM227 9H228V8H227ZM231 9H232V8H231ZM121 10H123V9H121ZM136 10H135V12H136ZM147 10H148V9H147ZM154 10H155V9H154ZM31 11H32V12H31ZM150 11L152 12V10H150ZM165 11H166V9H165ZM171 11H173V10H171ZM171 11H170V12H171ZM179 11H180V10H179ZM225 11H226V10H225ZM142 12H143V11H142ZM147 12H149V11H147ZM156 12H157V10H156ZM28 13H31V14H29V15L26 16V14H28ZM42 13H43V14H42ZM137 13H138V12H137ZM145 13H146V12L144 11L143 15H144ZM33 14H36V15L34 16ZM133 14H134V15H133ZM139 14H141V12H139ZM139 14H136V16H138ZM160 14H161V12H160ZM198 14H199V13H198ZM225 14H227V13H225ZM30 15H31V16H30ZM41 15H40V16H37L38 18H36V19H39L40 17H42ZM80 15H81L82 17H80ZM153 15H154V14H153ZM155 15H156V14H155ZM170 15H171V14H170ZM24 16H25V17H24ZM60 16H61V17H60ZM160 16H161V15H160ZM167 16H168V20L171 19L170 22H169V24L171 25V21H173V18L170 17L169 14H168ZM27 17H28V18H27ZM31 17H32V18H31ZM46 17H47V18H46ZM132 17H133V18H132ZM139 17H140V15L138 16V18H139ZM152 17H154V16H152ZM157 17H158V16H157ZM165 17H166V16H165ZM169 17H170V18H169ZM198 17H199V16H198ZM214 17H215V16H214ZM1 18H2V17H1ZM22 18H23V20H22ZM25 18H26V19H25ZM60 18H62V19H60ZM71 18H72V19H71ZM136 18H137V17H136ZM142 18H143V17H142ZM148 18H150V17H148ZM30 19H29V22H30ZM36 19H35V20H36ZM40 19H41V18H40ZM42 19H43V17H42ZM139 19H140V18H139ZM160 19H161V18H160ZM200 19H201V18H200ZM220 19H221V18H220ZM16 20H18V21L22 20V22L20 21V22L18 23ZM35 20H34V21H35ZM44 20H43V21H44ZM60 20H61V21H60ZM148 20H149V19H148ZM166 20H167V17H166V19H163L164 22H162V24L164 25V28L167 27L166 29L169 31V33H170L171 35H170V37H169V35H168L169 33H168V32L166 33V32L164 31V30H166V29L163 30V28L161 29V30H162L161 32H163V31L165 32V34H166L165 37H168V38H170V39H173V38H171V36H174V38H176L175 35H173V30H171V29H173V28H175V27H174L173 25H171V27H170V26L168 27V26L166 25L168 21H166ZM176 20H178V19H176ZM211 20H212V19H211ZM14 21H16L17 24H15ZM50 21H51V22H50ZM59 21H60V22H59ZM150 21H152V20L150 19ZM150 21H148V22H150ZM156 21H157V20H155L154 23H155ZM181 21H182V20H181ZM176 22H177V21H175V23H176ZM146 23H147V22H146ZM151 23H152V22L149 23V26H150ZM160 23H161V22H160ZM242 23H243V22H242ZM4 24H5V23H4ZM28 24H29V23H28ZM31 24H32V23H31ZM51 24H52V23H51ZM169 24H168V25H169ZM224 24H225V23H224ZM227 24H228V23H227ZM260 24H261V23H260ZM11 25L14 26V29H13V27H11ZM26 25H27V24H25V27H24V29H25L26 31H24L23 34L20 33V37H24V36L26 35L25 38H21V39H20L21 41H22V40L24 41V47H25V49H24L23 45H21V43H20V44H17V45H16V50H17L18 48H19V49L21 48V47L18 46V45H20V46H22V48L26 51V47L28 46V43H26V42H27L28 40H30V39L28 38V36L30 37V33H29L30 30H31L32 33L38 31V30H37V31L35 30V31L33 32V29L36 28V27H35V28L32 29V27H34L33 24H32L33 26H32V25H31V26H28L29 28H27ZM29 25H30V24H29ZM39 25H40V24H39ZM47 25H48V26H47ZM56 25H55V26H56ZM157 25H158V24H157ZM160 25H161V24H160ZM160 25H159V27H160ZM175 25H176V24H175ZM178 25H179V24H178ZM225 25H226V24H225ZM258 25H259V24H258ZM65 26H66V25L64 24V29L66 30V29H68V28H71L72 25H71V26L69 25L70 27H69V26H68V27L66 26V28H65ZM112 26L114 27V29H115L117 35H116V33L114 32V29H113ZM176 26H177V25H176ZM244 26H245V25H244ZM58 27H55V29H54V30H55V31H54L55 36H57V35L60 34V32H59V34H57L58 31H60V28L58 29ZM87 27L90 28V31H94V33H93V32H92V33H93V34L96 33V34H95L96 36L93 35L92 33H91V34L89 33V34L91 35V36H90V35L88 34V30H89V29H87ZM152 27L154 28V26H152ZM156 27H157V26H156ZM161 27H163V26L161 25ZM249 27H250V26H248V29H247V30H249ZM56 28H57V30H56ZM74 28H75V27H74ZM168 28H169V29L171 28V29H170L171 31H170ZM180 28H181V27H180ZM227 28H228V26H227ZM227 28H226V29H227ZM72 29H73V27H72ZM86 29H87V30H86ZM149 29H150V28H149ZM149 29H148L147 32H149ZM158 29H159V28H158ZM20 30H21V29H20ZM48 30H50V29H48ZM51 30H52V29H51ZM155 30H156V29H155ZM167 30H166V31H167ZM209 30H210V29H209ZM209 30H208V31H209ZM15 31H14V32H15ZM52 31H53V30H52ZM52 31H49V32L52 34ZM69 31H71V29H70V30L68 29V31L66 30L67 33H65V32L63 31V32H64L63 37H65V34H68ZM78 31H76V32H78ZM82 31H83V34H84V35L82 34ZM157 31H158V30H157ZM208 31H207V32H208ZM222 31H223V30H222ZM250 31H251V30H250ZM21 32H23V31H21ZM61 32H62V31H61ZM72 32H73V30H72ZM76 32H75V33H76ZM86 32H87V34H88L89 37L87 36ZM151 32H152V31H151ZM151 32H150V33H151ZM158 32H159V31H158ZM196 32H197V31H196ZM223 32H224V31H223ZM223 32H221V33H223ZM232 32H233V31H232ZM238 32H239V31H238ZM25 33H26V34H25ZM28 33H29V35H28ZM144 33H145V32H144ZM194 33H195V32H194ZM235 33H236V32H235ZM242 33H244V32H242ZM249 33H250V32H249ZM4 34H5V33H4ZM10 34H11V32H10ZM18 34H19V33H18ZM18 34L15 33V36L18 35ZM85 34H86V35H85ZM146 34H148V33H146ZM146 34H145V35H146ZM154 34H155V33H154ZM156 34H158V33H156ZM160 34H161V33H160ZM239 34H240V32H239ZM12 35H13V34H12ZM37 35H38L37 37L39 38V39H37L38 42L41 41V42L46 43L47 41L50 40V39L47 37V36H50L49 34H48L47 36H45V35L42 36L40 33L37 32ZM40 35H41V36H40ZM61 35H62V33H61ZM76 35H77V33H76ZM76 35H75V36H76ZM151 35H152V34H151ZM163 35H164V34L162 33V36H161L162 39H163V37H164ZM192 35H193V34H192ZM205 35H206V34H205ZM211 35H212V34H211ZM217 35H218V34H217ZM242 35H245V34H242ZM250 35H251V34H250ZM15 36H14V37H15ZM51 36H53V34H52ZM59 36H60V35H59ZM92 36H94V37H92ZM149 36H150V35H149ZM149 36H146V37H149ZM177 36H178V35H177ZM214 36H215V35H214ZM246 36H247V35H246ZM260 36H261V35H260ZM42 37H43V38H42ZM63 37H61V39H62ZM71 37H72V36H71ZM90 37H91V38H90ZM99 37H98V39H99ZM142 37H143V35H142ZM144 37H145V36H144ZM152 37H154V35H152L151 38H152ZM155 37H156V35H155ZM155 37H154V40H155ZM161 37H160V38H161ZM165 37H164V39L162 40L164 44H165V41L167 40V38L165 39ZM179 37H180V36H179ZM256 37H257V36H256ZM32 38H33V37H32ZM34 38H36V33H35ZM44 38H45V39H44ZM50 38H51V37H50ZM53 38H54V36H53ZM53 38H51V40H50L51 42H47V43H46V46H47L49 49H51V50H52V48H51L52 45L55 46L54 48H56L58 45L61 44V42H62L63 45H64V44L67 45V43H68V45H69L73 40L77 42L78 40H76V39H77V38L80 39V37H76V39H73V40L71 39L72 41H70V43H69L68 40H67L68 38H67V39H64V38H63L62 41H61V39H60V40L57 39V40L61 41L60 44H59V41L56 42V43L54 42V41H56V38H58V37H55L54 40H53V43H54V44H52V39H53ZM83 38H84V37H83ZM149 38H150V37H149ZM151 38H150V39H151ZM216 38H217V37H216ZM26 39H27V40H26ZM46 39H47V41H46ZM85 39H86V38H85ZM96 39H97V37H96ZM98 39H97V40H98ZM156 39H157V38H156ZM191 39H192V37H191ZM231 39H232V38H231ZM43 40H45V41H43ZM69 40H70V38H69ZM151 40H152V39H151ZM164 40H165V41H164ZM174 40H176V39H174ZM179 40H180V39H179ZM181 40H184V39H181ZM227 40H228V39H227ZM13 41H14V40H12V43H13ZM74 41H73L72 43H75ZM85 41H88V40H85ZM90 41H91V40H90ZM168 41H171V40L168 39ZM192 41H193V40H192ZM41 42H39V43H41ZM64 42H67V43H64ZM79 42H80V41H79ZM100 42H101V40H100ZM100 42H98V43H100ZM139 42H140V41H139ZM146 42H147V43H150L148 40H146ZM146 42H145V43H146ZM154 42H155V41H154ZM171 42H173V41H171ZM171 42H170V43L168 42V44H171ZM189 42H190V41H189ZM189 42H187V43L189 44ZM210 42H211V41H210ZM233 42H234V41H233ZM25 43H26V46H25ZM57 43H58V45L56 46ZM72 43H71V44H72ZM81 43H82V42H81ZM88 43L90 44V42H88ZM95 43H94V44H95ZM159 43H160V41H159ZM166 43H167V42H166ZM176 43H177V42H176ZM202 43H203V42H202ZM13 44H14V43H13ZM13 44H12V45H13ZM48 44H49V45H48ZM62 44H61L60 46H63ZM71 44H70V45H71ZM75 44L77 45V43H75ZM75 44L71 45L70 48H69V47H67V48L71 49L72 46H74ZM85 44H86V43H84V45H85ZM91 44H92V43H91ZM91 44H90V45H91ZM153 44H154V43H153V41H152V45H153ZM174 44H175V42H174ZM174 44H173V48L175 47ZM210 44H211V43H210ZM210 44H209V45H210ZM213 44H214V40H213ZM255 44H256V43H255ZM0 45H1V44H0ZM50 45H51V46H50ZM70 45H69V46H70ZM86 45H88V44H86ZM86 45H85L86 50H88V48H89V50H90V47H88V46H86ZM90 45H89V46H90ZM96 45H97V44H96ZM100 45H101V43H100ZM146 45H147V44H146ZM156 45H157V43H156ZM159 45H160V44H159ZM161 45H162V44H161ZM161 45H160L159 47H162L161 49H163L164 46H165L166 54H167L168 52H167V48H166V46L169 47V45H167V44H166V45H162V46H161ZM257 45H258V44H257ZM17 46H18V48H17ZM78 46H79V45H78ZM91 46H92V45H91ZM93 46H94V45H93ZM187 46H188V45H187ZM187 46H186V47H187ZM10 47H11V46H10ZM63 47H64V46H63ZM153 47H154V45H153ZM178 47H179V46H178ZM204 47H205V46H204ZM211 47H212V45H211ZM211 47H210V48H211ZM219 47H220V46H219ZM226 47H227V45H226ZM228 47H229V46H228ZM11 48H12V47H11ZM28 48H30L29 50H31L32 47L29 46ZM35 48H37V47H35ZM67 48L64 47V49L66 50L65 52H64V49L61 50V51H63L65 54H67V56H70V54H71V56H72L73 53L68 54V51H69V52H72V51H70L69 49L67 50ZM74 48H75V47H74ZM74 48H72L73 51H74ZM82 48H83V45H82L81 49H82ZM100 48H102V46H100ZM100 48L96 49V51H98ZM156 48H157V47H156ZM170 48H171V47H170ZM170 48H169V49H170ZM196 48H197V47H196ZM224 48H225V47H224ZM259 48H260V47H258V49H257L256 51L260 50ZM14 49H15V46H13V50H14ZM23 49H20V50L24 51ZM45 49H46V48H45ZM81 49H80V50H81ZM84 49H85V48H84ZM157 49H158V48H157ZM161 49H159V50H161ZM255 49H256V46H255ZM38 50H39V49H38ZM51 50H50V52H51ZM80 50H78V47L76 48V51H77V52L80 51ZM86 50H85V51H86ZM91 50H92V49H91ZM91 50H90V51H91ZM171 50H173V49H171ZM176 50H177V49H176ZM186 50H187V49H186ZM193 50H194V49H193ZM27 51H28V50H27ZM59 51H60V49L56 52V53H57L56 55H58V52H59ZM61 51H60L59 57L62 56V55H61ZM81 51H82V50H81ZM90 51H86V52L89 53ZM92 51H94V52H93L94 54L96 53L95 50H92ZM92 51H91L90 53H92ZM99 51H100V50H99ZM163 51H164V49H163ZM168 51H169V50H168ZM254 51H255V50H254ZM36 52H37V49H36ZM47 52H48V51H47ZM53 52H54V49H53ZM77 52H76V54H77ZM147 52L150 53L149 50H147ZM160 52H161V51H158L157 53H159V55H161L162 52H161V53H160ZM169 52H170V51H169ZM171 52H174V50L171 51ZM171 52H170V53H171ZM185 52H186V51H185ZM262 52L264 53V50H263ZM12 53H13V52H12ZM16 53H18V52H16ZM27 53H29V52H26V54H27ZM30 53H31V51H30ZM48 53H49V52H48ZM78 53H79V52H78ZM84 53H85V52H84ZM84 53H83V51H82V52L79 53V54H81L82 57H83V54H84ZM93 53H92L91 55L89 54L90 56H88V58H90L91 56H94V57H95V56L98 55V54L100 55V52H97L95 55H94ZM153 53H154V52H153ZM153 53H151V54H153ZM155 53H156V51H155ZM155 53H154V54H155ZM157 53H156V54H157ZM163 53H164V52H163ZM170 53H169V54H170ZM178 53H179V52H178ZM181 53H182V52H181ZM200 53H201V52H200ZM221 53H222V52H221ZM14 54H15V53H13V55H14ZM18 54H19V53H18ZM43 54H44V53H43ZM50 54H51V53H49V55H48V54L45 52L46 57L49 56V57H48L49 59H48V58H45V63H44V65H43L44 68H40V66H39V69H40V70H39L38 68H36L35 73H36L37 75H35L34 78H36L37 81H36L34 78L31 79V77H30L29 75L26 74V75H27V76H26L27 79L30 78V81L33 80V81H31L29 84H31V85L33 86L34 83H32V82H35V84L37 85L36 87H35V85L33 86V87H35V88L33 89L34 94H33V97L31 98L32 101H30L31 99L28 100V101H29L28 103H31V108H30L29 110L27 109V110H28V114L33 113V111H34V109H35L36 102L38 101L39 98L42 99V94H43L44 91H46V88L50 89L52 92H51V91H49V92H51L52 94H53V92L55 91V90H54L55 87H54V88L52 87V85H51V81L49 80V77H47V78L45 79V82L42 81V84L40 83L41 81L38 80V79H40L39 77H40L41 75H43V76L46 75V76H47V74H44V73H48V72H49V70H48V67H49V66H48V63H49V61L51 62L52 60L55 59L54 61H52V62H53V65H55V66H52L51 68H56V67L59 65V64L57 65V62H58L57 57H58V56L55 55V56H54L55 58H54V59H51V58H53V57H52L53 55L51 54V55H52V56H51ZM79 54H77L76 56H75V55H73V56H75V57L78 58V57L80 56ZM151 54H150V55H151ZM164 54H165V53H164ZM169 54H168V55H169ZM222 54H223V53H222ZM9 55H10V53H9ZM11 55H12V54H11ZM29 55H31V54H29ZM29 55H27V58H28ZM78 55H79V56H78ZM150 55H149V56H150ZM173 55H175V54H173ZM176 55H177V54H176ZM178 55H180V54H178ZM208 55H209V54H208ZM22 56H23V54H22ZM43 56H44V55H43ZM149 56H148V57H149ZM157 56H158V55H157ZM157 56H156V57L153 56V57L157 58ZM181 56H182V55H181ZM41 57H42V56H40V57H39L40 59H38L36 56H34L33 60H35V61H34L33 65H32V64L29 65V67H31L30 69H33V70H34V67H35L34 64H37V63H39V62L41 63ZM82 57L79 58V59H82ZM86 57H87V56H86ZM96 57H98V56H96ZM103 57H104V58H103ZM150 57H151V56H150ZM161 57H163V56H161ZM165 57H167V58H165ZM168 57H169V56L166 55V56H164L163 58L165 59V61H170V62H171V60H173V58L170 57L171 60H170V59H169V60H166V59H168ZM183 57H184V56H183ZM185 57H186V56H185ZM208 57H209V56H208ZM219 57H220V56H219ZM27 58L23 56V58H19V60H16V64H15V68H14V70H16L17 72H19L21 75H22L23 73L20 72V70H22L25 66L28 67V65H27V61H28L29 58H28V59H27ZM71 58H72V57H71ZM83 58H84V57H83ZM158 58H160V57H158ZM163 58H162V59H163ZM11 59H12V58H11ZM47 59H48V60H47ZM56 59H57V60H56ZM67 59H68V58H67ZM67 59H65V61H67V62L64 61V62H65L64 65H65L66 67H67V65H68L67 63L70 61L69 59H68L69 61H68ZM92 59H93V57H92ZM178 59L181 60V58H180L179 56H178ZM213 59H214V58H213ZM36 60H37L38 62H37ZM60 60H61V57L59 58V61H60ZM71 60H72V59H71ZM74 60H75V59H74ZM87 60H88V59H87ZM87 60H86V61H87ZM94 60H95V58H94ZM97 60H98V59H96L95 62H97ZM145 60L147 61V58H146ZM152 60H153V59H152ZM156 60L158 61V64H159V61H161V58H160V60H159V59H155V62H156ZM175 60H176V59H175ZM180 60H179L178 62H180ZM241 60H242V59H241ZM247 60H248V58H247ZM12 61H14V60L12 59ZM46 61H48V63H47ZM56 61H57V62H56ZM82 61H83V59H82ZM90 61L93 62V60H91V58H90ZM98 61H99V60H98ZM148 61L150 62V60H148ZM165 61L163 60V64L160 63L161 65L159 64V67H161L162 65H165V66H166V63H168V65H169V64L173 65V66H170V67H174V64H175V63H173V62H171V63H170V62H166V63L164 64ZM181 61H182V60H181ZM193 61H195V60H193ZM197 61H198V60H197ZM230 61H231V60H230ZM52 62H51V65H52ZM55 62H56V63H55ZM60 62H61V61H60ZM92 62H91V63H92ZM99 62H101V60H100ZM99 62H98V65H100ZM106 62H105V63H106ZM155 62H154V64H155ZM178 62H176V63H178ZM237 62H238V60H237ZM241 62H242V61H240V63H241ZM69 63H70V62H69ZM80 63H81V62H80ZM80 63H79V65H80ZM248 63H249V62H248ZM1 64H2V63H1ZM9 64H10V66H11L12 63H9ZM13 64H14V63H13ZM13 64H12V65H13ZM62 64H63V63H62ZM62 64H60V65H62ZM66 64H67V65H66ZM72 64H73V63H71V65H72ZM74 64H77V65H78V62H76V63H74ZM74 64H73V65H74ZM82 64H83V63H82ZM145 64L147 65L148 63L146 62ZM154 64H153V65H154ZM181 64H182V62H181ZM216 64H217V63H216ZM227 64H228V63H227ZM242 64H243V63H242ZM51 65H50V66H51ZM60 65H59V66H60ZM64 65H63V67H64ZM71 65L69 64V68L71 67ZM77 65H76V66H77ZM79 65H78V67H79ZM83 65H84V64H83ZM85 65H86V64H85ZM85 65L82 66V67L80 66V67L82 68V70H83V67H84V69H85V68H86V69H90V67H89V65H90L89 62H88V64H87L89 68L86 67L87 65H86V66H85ZM101 65H102V66H104V65L106 66V64H104V65L101 64ZM142 65H143V66H142ZM153 65H151V67H152ZM156 65H157V64H156ZM179 65H180V64H179ZM239 65L242 67L241 64H239ZM10 66H9V67H10ZM13 66H14V65H13ZM33 66H34V67H33ZM43 66H42V67H43ZM59 66H58V67H59ZM76 66H75V67H76ZM90 66H91V68L94 67V65H93V67H92V65H90ZM149 66H150V64H149ZM176 66L178 67V64H176L175 67H174V70H173V71H175V72L178 70ZM181 66H182V65H180V67H181ZM194 66H195V65H194ZM245 66H247V64H246ZM9 67H7V69H9ZM11 67H12V66H11ZM58 67H57V68H58ZM75 67H71V68H74V69H75ZM78 67H77V68H78ZM155 67H158V66H155ZM168 67H169V66H166V68H165V67H162V69L164 68V71H165ZM46 68H47V69H46ZM49 68H50V67H49ZM59 68H60V67H59ZM59 68H58V69H59ZM69 68H68V69H62V68H61V70H62V71H61L62 74H64V71H65V75H67L68 73H66V71H67V70L69 71ZM97 68L100 69L99 66H97ZM97 68H96V67L93 68V71H95L94 69H97ZM105 68H106V67H105ZM105 68H103V69H105ZM144 68H145L147 71L145 70V72H142V71H143L142 69H144ZM152 68H153V67H152ZM43 69H46V70H43ZM58 69H52L51 72L53 73V70L56 71V70H58ZM103 69H102V70H103ZM153 69H154V68H153ZM170 69H173V68H170ZM176 69H177V70H176ZM190 69H191V68H190ZM222 69H223V68H222ZM222 69H220V70H222ZM10 70H11V69H10ZM14 70H13V71H14ZM26 70H28L27 72H33L32 70L30 71L29 68H27ZM37 70H39L41 74L39 73V71H38V73H37ZM41 70H43L44 73L41 72ZM77 70H78V72H76V77H77V76L79 77V74H80V76L82 75V74H81V73H82V72H81L82 70L79 69V68H78ZM77 70L75 69V71H77ZM156 70L159 71L158 73L161 72L160 75H161L162 77H164V76L162 75V73L164 74L163 70L160 71V68H159V69H156ZM181 70H182V68H181ZM187 70L189 71L188 68H187ZM224 70H225V69H224ZM13 71H12V72H13ZM46 71H48V72H46ZM58 71H59V70H58ZM68 71H67V72H68ZM71 71H72V70H71ZM75 71L73 72V74L75 73ZM79 71H80V72H79ZM87 71H89L88 73H92V72H93L91 69H90V70H87ZM90 71H91V72H90ZM167 71H169V68L166 70V72H167ZM173 71L168 72V75H169V80H173V81H174L173 74L170 75V73L173 72ZM179 71H180V70H179ZM188 71H187V72H188ZM212 71H213V70H212ZM236 71H237V69H236ZM7 72H8V71H7ZM14 72H15V71H14ZM17 72H16V75H17ZM101 72H103V71H101ZM166 72H165V73H166ZM175 72H174V74L178 75V72H176V73H175ZM214 72H215V71H214ZM220 72H221V71H220ZM223 72H224V71H223ZM223 72H221V73H222L221 75H223ZM237 72H238V71H237ZM240 72H241V70H240ZM95 73L98 74L97 70H96ZM192 73H193V72H192ZM238 73H239V72H238ZM241 73H242V72H241ZM14 74H15V73H14ZM20 74H18V75H20ZM29 74H32V73H29ZM77 74H78V75H77ZM179 74H180V73H179ZM249 74H250V73H249ZM38 75H39V76H38ZM48 75H49L50 78H51L50 73H49ZM56 75H57V77L55 78ZM56 75H54L55 82L57 81V80H56L57 78L59 79V81H61L62 79L64 80V78L66 77L65 75H64L63 77L60 76V77H61V80H60V78L58 77V74H56ZM93 75H94V74H93ZM101 75H102V74H101ZM153 75H154V74H153ZM155 75H158V74L156 73ZM168 75L165 74L166 77H167ZM186 75H189V76H190L191 74L188 73V74H186ZM186 75H185V77L187 78ZM239 75H240V74H239ZM246 75H247V74H246ZM246 75H245V76H246ZM251 75H252V74H251ZM254 75H255V74H254ZM37 76H38V77H37ZM67 76H68V75H67ZM70 76L73 77L74 75L70 74ZM89 76H91V75H89ZM95 76H96V75H94V77H95ZM170 76H171V78H173V79H171ZM210 76H211V75H210ZM18 77H19V76H18ZM76 77H74V79H73V78H72V79L69 78V79H70L69 82H70L71 84H70V83H68V84H69L70 86L66 84V85H65V86H67L66 88H65L64 86H62V87L65 88L64 90L61 88V90H62L61 95L63 96V95H65V94L70 95L71 92H73V91H72V90H73L72 87H74L75 90H74L73 96H71V98H68V97L65 95V97H67V103H66V98L64 97V98H65V99H64L65 102H64V100L61 101V102H62V103H61V106H59L60 109H58V107H56L57 109L54 108V109H56L57 111H59V112H56V114H54L55 112L52 111L53 108L51 109V112L47 110V113L50 114V115H48L49 118H53V117H55V115H56V116H59V115H57V114H59V113L61 112V108L63 109V112H65V110H64L63 107H66V108H67L68 106H70V107H68V109H70L72 112H71L70 110H69V112H68L67 109H66L67 112H65V113H68V114H69V113L71 112V114H69V115L71 116L72 114H75V112H73V110H72V109H74V111L76 110V113H77V114H75L74 116H76V115L78 116V112H79L78 110L81 109V107H78V106H80L82 103H84V102H83V101H84V98H83V97H84V96H83L84 93H87L88 90H89V92H92V91H90V90L92 89V87H90V86H92V82H93V81H92V79L90 80V81H92L91 84H90V86L88 85L89 83L86 84L87 81H86L85 84H84V85H86V86H82V84H83L82 80H78ZM97 77H98V76H97ZM154 77H155V76H154ZM166 77H165V78H166ZM179 77H180V75L178 76V78H179ZM218 77H219V76H218ZM254 77H255V76H254ZM1 78H2V77H1ZM15 78H16V77H15ZM41 78H42V76H41ZM66 78H67V77H66ZM75 78H76L77 80H76ZM79 78H81V77H79ZM90 78H92V77H90ZM90 78H89L88 76H87V78H86V76H85V79H86V80H87V79L89 80ZM159 78H160V77H159ZM165 78H164V79H165ZM175 78H177V77L175 76ZM180 78H183V77H180ZM188 78H189V77H188ZM188 78H187V80L183 79L184 81H183L182 83L179 82V80H178L179 83L176 82V83H178V85L171 84V86H175V87H176V86H179L177 89H180V88H181V89H180V93L183 92V91H186V90H184L185 86H181L180 84L184 85V82H185V85H186V84L188 83L187 81L190 79V78H189V79H188ZM191 78H192V77H191ZM250 78H251V77H250ZM252 78H253V77H252ZM255 78H257V76H256ZM3 79H4V78H3ZM20 79H21V78H20ZM42 79H43V78H42ZM69 79H68V80H69ZM81 79H82V78H81ZM100 79H101V78H100ZM194 79H195V78H194ZM63 80H62V81H63ZM95 80H96V79H95ZM95 80H94V82H95ZM98 80H99V79H98ZM101 80H102V79H101ZM191 80H192V79H191ZM252 80H253V79H252ZM252 80H251V81H252ZM256 80H258V78H257V79H254V81H256ZM1 81H2V80H1ZM21 81H22V80H20V81H18V82H21ZM38 81H39V82H38ZM72 81H73V83H74V86H71V85H72ZM90 81H88V82H90ZM164 81H165V80H164ZM181 81H182V80H181ZM235 81H236V80H235ZM254 81H253L252 83H254ZM258 81H260V80H258ZM16 82H17V80L15 81V83H16ZM64 82H65V81H64ZM94 82H93V83H94ZM156 82H157V81H156ZM174 82H175V81H174ZM242 82H244V81H242ZM38 83H39V85H38ZM159 83H160V82H159ZM166 83H167V82H165V84H166ZM171 83H173V82H171ZM250 83H251V82H250ZM250 83H249V85H250ZM252 83H251V84H252ZM255 83H257V82H255ZM3 84H4V83H3ZM165 84H164V85H165ZM169 84H170V83H169ZM229 84H230V83H229ZM14 85H15V84H14ZM20 85H21V83H20ZM23 85H24V84H23ZM50 85H51V88H52L53 90L49 87ZM56 85L58 86V84H56ZM63 85H64V84H63ZM157 85H158V84H156L155 87H157ZM164 85H163V90H164ZM201 85H202V84H201ZM24 86H25V85H24ZM32 86H31V87H32ZM53 86H54V85H53ZM88 86H89L90 88H89ZM158 86H160V84H159ZM166 86H167V84H166ZM166 86H165V87H166ZM171 86H170V87H171ZM247 86H248V85H247ZM84 87H85L86 89H85ZM95 87H96V86H95ZM95 87H93V89H94ZM97 87H98V88H95V89H99V86H97ZM170 87H168V88H170ZM175 87H173V88H175ZM207 87H208V86H207ZM243 87H244V86H243ZM249 87H252V86L250 85ZM9 88H10V86H9ZM58 88L60 89V84H59ZM68 88H70V91H69L70 94H68L69 92H67V91L69 90ZM87 88H88V89H87ZM158 88H159V87H158ZM158 88H157V89H158ZM161 88H162V86H161ZM166 88H167V87H166ZM166 88H165V89H166ZM223 88H224V87H223ZM225 88H226V87H225ZM240 88H241V87H240ZM71 89H72V90H71ZM93 89H92V90H93ZM175 89H176V88H175ZM177 89L175 90V92L177 91ZM182 89H183V91H181ZM241 89H242V90H245L244 88H241ZM84 90H85L86 92L83 93L82 91H84ZM160 90L162 91V89H160ZM173 90H174V89H173ZM173 90H169V91H171L170 93H173ZM27 91H28V90H27ZM33 91H32L31 93H33ZM57 91H59V90H57ZM201 91L203 92L202 89H201ZM212 91H214V90H212ZM63 92H64V93H63ZM95 92H96V93H99L98 95H101V92H98V91H95ZM162 92H163V91H162ZM204 92H205V91H204ZM204 92H203V93H204ZM51 93H48V92H47V94L45 95L46 97H45L44 99H46V98H51V97L54 98L55 96H53V95H54L55 93H54L53 95H52ZM96 93H95V95H97ZM164 93H165V94L168 93V94H166V95H169V96L171 95V94H169L168 89H167V92L164 91ZM180 93H179V92H176V94H177L178 96H181ZM183 93H184V92H183ZM240 93H241V92H240ZM48 94H50V95H52V96L50 97ZM88 94H90V93H88ZM91 94H92V93H91ZM162 94H163V93H162ZM162 94H159V96H160L159 99H160L161 101H163V100L165 99V97H164V99H161V98H162ZM200 94H201V93H200ZM205 94H206V93H205ZM9 95H10V94H9ZM166 95H163V96H166ZM190 95H192V94H190ZM48 96H49V97H48ZM56 96H60V95L58 94V95H56ZM85 96H86V94H85ZM87 96H88V95H87ZM87 96H86V98H87ZM105 96H106V97H105ZM169 96H167V97H169ZM174 96H175V95H174ZM174 96H173V97H174ZM233 96H234V94H233ZM237 96H238V95H237ZM262 96H263V95H262ZM90 97H91V95H90ZM95 97H96V96H94L93 99H91L92 102H94L95 100L97 101V98H98L99 96L96 97V99L94 100ZM156 97L158 98V96H156ZM170 97H171V96H170ZM175 97H176V96H175ZM175 97H174V98H175ZM202 97H203V96H202ZM204 97H205V96H204ZM227 97H228V96H227ZM29 98H30V97H29ZM86 98H85V100H86ZM157 98L155 99V97H153L152 100L154 101V99H155V100L157 101V100H158ZM183 98H184V97H183ZM211 98H212V97H211ZM218 98H219V97H218ZM224 98H225V96H224ZM224 98L221 99V100H224ZM231 98H232V96H231ZM54 99H55V98H54ZM56 99H57V97H56ZM56 99H55V100H56ZM80 99H81V100H80ZM103 99H101V100H103ZM188 99L190 100V99H191V96L188 97ZM204 99H205V98H204ZM204 99H203V100H204ZM219 99H220V98H219ZM228 99H229V98H228ZM93 100H94V101H93ZM170 100H171V99H170ZM217 100H218V99H217ZM45 101L48 102L47 99H46ZM56 101H57V100H56ZM58 101H59V100H58ZM58 101H57V102H58ZM86 101H87V100H86ZM96 101H95V103H96ZM98 101H100L99 98H98ZM168 101H169V98H168V100H167V99L165 100L166 105H167ZM173 101H174V100H173ZM179 101H180V100H179ZM179 101L177 100V102H179ZM190 101H191V100H190ZM198 101H199V104H197V103H198V102H197L196 105H195V106H197V107H195L196 110L194 111V113H196V114H195V117L193 118V120H197V117H196L197 112H198L199 110L201 111V109H200V108H201V106H200V105H201V104H200V100H198ZM218 101H219V100H218ZM226 101H227V100H226ZM49 102H50V100H49ZM63 102L66 103V104L69 103L68 106H67L66 104H63ZM87 102H88V101H87ZM90 102H91V101H90ZM154 102H155V101H154ZM159 102H160V101H159ZM159 102H157V104H158ZM221 102H223V101H221ZM50 103H51V102H50ZM100 103H99V104H100ZM161 103H162V102H161ZM174 103H176V101L173 102V104H171V105H173V107H176V106L174 105ZM179 103H180V102H179ZM179 103H177V105L181 106ZM218 103H219V102H217V104H218ZM62 104H63V105H66V106H62ZM84 104H85V103H84ZM84 104H83V105H84ZM86 104H87V103H86ZM91 104H94V103H91ZM91 104H90V105H91ZM97 104H98V102H97ZM155 104H156V103H155ZM163 104H164V103H162V105H163ZM181 104H182V103H181ZM189 104H191V103H189ZM49 105H50V104H49ZM72 105H74V106L77 107V108H76V109H75V108H71V107H74V106H72ZM90 105H89V106H90ZM159 105H161V104H158V106H159ZM162 105H161V106H162ZM166 105H165V104L163 105L164 110H162L163 108L161 109V107L159 108V109H160V112H161V110H162V111L167 110V108H168V110H171L170 103H168V105H169L170 107H168V106L166 107ZM81 106H82V105H81ZM156 106H157V105H156ZM158 106H157V108H158ZM179 106L176 107V108H179ZM217 106L220 107V104L217 105ZM104 107H103V108H104ZM204 107L210 108L209 106H205V105L203 106V108H204ZM26 108H27V107H26ZM79 108H80V109H79ZM101 108H102V107H101ZM165 108H166V109H165ZM169 108H170V109H169ZM176 108H174V109H176ZM185 108H187V107H185ZM185 108H184V107L181 108V109L179 108L181 111H180L179 109H176V112H179V111H180V112H179V115L181 114L180 117H183L182 115H184L185 113L188 114V111H187ZM197 108H198L199 110H197ZM207 108H204V110H205V109L207 110ZM215 108H217V107L214 106V109H215ZM54 109H53V110H54ZM84 109H89V107L87 108V106H86V108H83V110L81 109L82 111H80V112L85 111ZM174 109H173V112H171V111H168V112H169V113H170V112H171V113H174V111H175ZM183 109H184L185 111H184ZM187 109H188V108H187ZM27 110L25 111V113H27ZM56 110H55V111H56ZM106 110H105V111H106ZM177 110H178V111H177ZM206 110H205V112H204V114H206V115H204L205 117H201V118L199 119L200 121H201L202 118L205 119L206 117H208L207 115H210L209 112H210L212 109H210V110H208V111H206ZM9 111H10V110H9ZM86 111H87V110H86ZM86 111L84 112V114L87 113ZM147 111H146V112H147ZM182 111H183L184 113H183ZM196 111H197V112H196ZM212 111H213V110H212ZM49 112H50V113H49ZM53 112H54V113H53ZM80 112H79V114H80ZM95 112H96V110H95ZM176 112H175V115H178V114H176ZM181 112H182L183 114H182ZM206 112H207V113H206ZM213 112H214V111H213ZM213 112H212V113H213ZM215 112H216V111H215ZM65 113H63V114H65ZM88 113H89V112H88ZM93 113H94V112H93ZM93 113L91 112V114L94 116L95 113H94V114H93ZM166 113H167V111H166ZM212 113H211V115H212ZM63 114L60 113V116H59V117H61L62 120H66V121L70 120V119L68 118V115H66V114H65V115L67 116V119H68V120H67V119H63V118H66V116L63 115ZM82 114H83V113H82ZM84 114H83V116H84ZM101 114H100V115H101ZM161 114H162V113H161ZM163 114H164V113H163ZM198 114H199V112H198ZM202 114H203V113H202ZM25 115H26V114H25ZM51 115H52V116H51ZM53 115H54V116H53ZM62 115L65 116V117L62 118ZM86 115H87V114H85V116H86ZM100 115H97V118H99ZM105 115H104V116H105ZM166 115H167V114H166ZM170 115H173V114H170ZM170 115H169V116H168V115H167V116H164V115H163V117H166V118H164V119H165V121L167 122V124H168V121H167L166 119H167L168 117H169V120H170V119H174V120H175V118H174L175 116H170ZM211 115H210V116H211ZM26 116H27V115H26ZM32 116H33V115H32ZM32 116H31V117H32ZM70 116H69V117H70ZM80 116H81V114L79 115V117H80ZM85 116H84V117H85ZM184 116H186V115H184ZM212 116H213V115H212ZM170 117H171V118H170ZM188 117H189V116H188ZM188 117H186V118H188ZM25 118H26V117H25ZM28 118H29V116H28ZM76 118H77V117H76ZM86 118H87V117H85L84 120H80V119H83V117H80V118H77L76 120L79 119V123H81V122H84V121L86 120ZM101 118L104 119V117L101 116V117H100V120H101ZM184 118H185V117H184ZM184 118H182L181 120H184ZM61 119H60V120H61ZM95 119H96V118H94V121H95V123H97V121H96ZM177 119H178V117H176V120H177ZM179 119H180V118H179ZM179 119H178V120H179ZM204 119H202L203 123H204V121H205ZM39 120L41 121V123H46V126L48 125V124H47V119H46L45 117L41 116ZM178 120H177V122H178ZM188 120H189V119H188ZM207 120H208V119H207ZM9 121H10V120H9ZM9 121L6 120L5 123L8 122V124H9ZM98 121H99V120H98ZM170 121L173 122V124H171V126L175 125L174 127H176V126L179 125L178 127L181 128V130H182V126H183L184 123H185V121H183V122H184L183 125L180 124V122H179V124L177 125V124H176V123H177L176 121H173V120H170ZM170 121H169V124L171 123ZM191 121H192V120H191ZM202 121H201V122H202ZM257 121H258V120H257ZM135 122H136V121H135ZM135 122H134V125H135ZM158 122H159V120H158ZM158 122H157V123H158ZM174 122H176V123H174ZM187 122H188V121H187ZM201 122H198V123H200V125H202L203 123H201ZM206 122H207V121H206ZM206 122H205V123H206ZM23 123H24V122H23ZM48 123H49V122H48ZM67 123H68V122H66V124H67ZM75 123H76V121H75ZM75 123H74V122H73V123H70V124H72V125H69V126H67V127H69V129L72 130L73 128H71L70 126H72V127H74V126H78V125H77L78 122H77L76 124H75ZM89 123H90V120H89ZM92 123H93V120H92ZM92 123H91V126H93V125L96 126V124L93 123V125H92ZM181 123H182V121H181ZM189 123H192V124L194 123L195 126H194V125L191 126V124H188V125H186V126H188V127H185L187 131L183 128L185 132H181V131H179V134H180V133L183 134V133H187V132L190 133L191 131H192V132L194 131V133H195V131L197 130V129H196V128H197L196 121H195V122H194V121H193V122H189ZM258 123H259V122H258ZM10 124H11V123H10ZM59 124H60V123H59ZM61 124H62V126H63V125H64V122L61 123ZM61 124H60V125H61ZM66 124L64 125V128H60V127H59L60 130H59V129H58V130H59V131H62V130L64 131V130H65V126H66ZM68 124H69V123H68ZM81 124H82V123H81ZM84 124H85V123H84ZM159 124H160V122L158 123V126L160 127L161 124H160V125H159ZM219 124H221V123H219ZM259 124H260V123H259ZM3 125H4V124H3ZM5 125H7V124H5ZM56 125H57V126H56ZM56 125H54V126H56V128H58L59 125H58L57 123H56ZM148 125H149V123H148ZM150 125H151V124H150ZM180 125H181V127H180ZM203 125H205V124H203ZM91 126L88 125L89 128H90ZM94 126L92 127L93 129H94ZM98 126H99V125H98ZM101 126H102V125H101ZM131 126H132V125H131ZM184 126H185V125H184ZM184 126H183V127H184ZM190 126H191V127H190ZM217 126H218V125H217V123H216V127H217ZM67 127H66V129H67ZM99 127H100V126H99ZM132 127H133V126H132ZM189 127H190V128H189ZM199 127H200V126H199ZM220 127H221V126H218L217 128H220ZM17 128H18V127H17ZM54 128H55V127H54ZM77 128H78V127H77ZM97 128H98V127H97ZM100 128L103 129V126L100 127ZM147 128H148V126H147ZM171 128H173V127H171ZM179 128H178V129H179ZM188 128H189V130H188ZM200 128H202V126H201ZM217 128H216V131H218ZM36 129H38V127H36ZM61 129H62V130H61ZM161 129L163 130V128H161V127H160L158 130H161ZM173 129H175V128H173ZM176 129H177V128H176ZM191 129H192V130H191ZM193 129H194V130H193ZM195 129H196V130H195ZM210 129H211V128H210ZM221 129H222V127H221ZM67 130H68V129H67ZM74 130H77L76 127H75ZM96 130H97V129H96ZM98 130H99V128H98ZM198 130H199V129H198ZM51 131H52V130H51ZM51 131H50V132H51ZM55 131H56V129H55ZM103 131H104V130H103ZM125 131H126V130H125ZM135 131H136V129L134 130V128H131V129H130V132H128V130H127V132L129 133L128 135H129V136H132V137H134V138H135V133H136ZM148 131H149V130H148ZM163 131H164V130H163ZM173 131H174V132H173ZM182 131H183V130H182ZM53 132H54V131H53ZM66 132H67V131H66ZM66 132H65V134H66ZM75 132H76V131H75ZM58 133H60V132H57V135H55V137L58 136ZM62 133H64V132H61L60 135H59V137H61V136L63 135ZM77 133H78V130H77ZM77 133H75V136H74V133H73V132H72L73 135H72V134H68L69 137L66 138L67 140L65 139L66 142H67V143L65 142V143H66L65 145H67L66 147H68V148L66 149V151H67L69 148H70L69 150H71V148L73 147V146H71V145H72L73 142H75L74 139H76V137H77L76 134H77ZM125 133H126V132H125ZM159 133H163V132H160V131H159L158 134H159ZM170 133H173V135H174V134L176 133V130H171ZM189 133H188V135H187V134H184V135H187V139H188L187 141H188V143H190V142H189V141H190V140H189ZM194 133H192V135H194ZM197 133H198V132H197ZM201 133H202V132H201ZM214 133H215V132H214ZM52 134H53V133H52ZM78 134H79L78 136H80V132H79ZM106 134H107V133H105V135H106ZM136 134H138V133H136ZM150 134H151V132H150ZM158 134H157V135H158ZM68 135H67V136H68ZM71 135L74 136L75 138H74V137H71ZM105 135L103 134V137H106V139H103V141L107 140V137H108V138L111 137V136L109 137V136H105ZM159 135H163V136H164L165 134L163 133V134H159ZM192 135H190V136H192ZM210 135L212 136L213 133H211ZM222 135H223V132H222ZM63 136H64V135H63ZM63 136H62V138H63ZM126 136H127V134H126ZM151 136H152V134H151ZM176 136H178V135H176ZM176 136H175V137H176ZM181 136H182V135H181ZM220 136H221V135H220ZM220 136H219V137H220ZM50 137H51V135H50ZM53 137H54V136H53ZM99 137H100V136H99ZM103 137H102V138H103ZM127 137H128V136H127ZM127 137H126V138H127ZM158 137H159V138H158V141L161 139V142H162V140H163V142H164L165 144H167V143L170 144V143H171L170 141H169L170 143H169V142H165V141H167V139H168V138L166 139V136L164 137V138L166 139L165 141H164V138H162V136H158ZM198 137H199V136H198ZM212 137H213V136H212ZM7 138H8V137H7ZM62 138H61V140H62ZM78 138H79V137H78ZM78 138H77V139H78ZM94 138H95V137H94ZM102 138H100V139H101V142H102ZM134 138H132V139H134ZM152 138H153V137H152ZM183 138H184V137H183ZM217 138H218V137H217ZM57 139H59V138H57ZM71 139H73V140H71ZM77 139H76V141H77ZM79 139H80V138H79ZM115 139H116V138H115ZM128 139H130V137H129ZM173 139H174V136H173ZM180 139H181V138H180ZM184 139H186V136H185ZM184 139H183V141H182L183 144H185V143H184ZM208 139H210V136H209ZM211 139H212V138H211ZM69 140L72 141V142H69ZM149 140H150V139H149ZM175 140H177V139L175 138ZM213 140H214V139H213ZM213 140H212V141H213ZM218 140H220V138H218ZM218 140H217V141H218ZM21 141H22V140H21ZM154 141H155V140H154ZM156 141H157V140H156ZM193 141H194V140H193ZM193 141H192V142H193ZM57 142H58V141H57ZM161 142H159V143L161 144ZM174 142H176V141H174ZM179 142H180V141H179ZM182 142H181V143H182ZM185 142H186V140H185ZM209 142H210V141H209ZM11 143H12V142H11ZM58 143H59V142H58ZM83 143H84V141H83ZM157 143H158V142H157ZM164 143H162L163 145H161V146L164 147V145H165ZM177 143H178V142H176V144H177ZM181 143H179V144H181ZM188 143H187V144H188ZM259 143H260V142H259ZM55 144H56V143H55ZM121 144H122V143H121ZM214 144H215V142H214ZM20 145H21V144H20ZM73 145H74V144H73ZM119 145H120V144H119ZM122 145H124V144H122ZM122 145H120V146H122ZM155 145H157L156 142H155ZM171 145H172V144H171ZM171 145H170V147H171ZM185 145H186V144H185ZM185 145H184V147H186L185 149L187 150V148H188V149L190 150V148H191V146H192L191 143L189 144V145H191V146H189L190 148L187 147L188 145H187V146H185ZM201 145H202V146H201ZM208 145H209V144H207V146H208ZM58 146H59V145L56 144V147H58ZM158 146H159V145H158ZM181 146H182V145H181ZM193 146H194V145H193ZM204 146H205V147H204ZM254 146H255V145H254ZM259 146H260V145H259ZM64 147H65V146H64ZM64 147H63V148H64ZM76 147H77V146H76ZM109 147H110V146H109ZM168 147H169V146H168ZM170 147H169V148H170ZM182 147H183V146H182ZM200 147H202V148H200V150H202V149L205 148V150H202V151H204V152L206 151V152H207L206 149H208L209 146L206 147V145H204V144H200ZM203 147H204V148H203ZM122 148H123V149H122ZM158 148H159V147H158ZM209 148H210V147H209ZM52 149H53V148H52ZM64 149H65V148H64ZM121 149L124 150L125 148H124V147H121ZM154 149H155V148H154ZM165 149H166V148H165ZM165 149H164L165 153H166V152H167V153L170 152V150L167 151L168 149H166V150H165ZM193 149H194V148H193ZM56 150H57V149H56ZM73 150H74V148H73ZM75 150H76V148H75ZM122 150H121V151H122ZM162 150H163V149H162ZM189 150H187V151H189ZM106 151H107V150H106ZM106 151H104V153H106ZM124 151H127V150L125 149ZM158 151H159V153H160V150H158ZM216 151H217V150H216ZM219 151H220V150H219ZM224 151H225V150H224ZM224 151H223V152H224ZM7 152H9V151L7 150ZM56 152H57V151H56ZM73 152H74V151H73ZM132 152H133V151H132ZM171 152H173V151H171ZM191 152H193V151H190V152H189V153L192 155ZM195 152H196V150H195ZM206 152H205V153H206ZM220 152H221V151H220ZM62 153H64V155L66 154L65 151H63ZM71 153H72V151H71ZM104 153H103V154H104ZM149 153H151V151H150ZM153 153H155V152H153ZM153 153H151V154H153ZM159 153H157V154H159ZM202 153H203V152H202ZM221 153H222V152H221ZM34 154H35V153H34ZM169 154H170V153H169ZM169 154H168V157L170 156ZM182 154H183V153H182ZM233 154H234V153H233ZM2 155H3V154H2ZM62 155H63V154H62ZM64 155H63V156H64ZM133 155H134V154H133ZM135 155H136V154H135ZM55 156H56V155H55ZM67 156H68V153H67ZM72 156H73V155H72ZM74 156H75V155H74ZM88 156H89V154H88ZM182 156H183V155H182ZM185 156H187L186 153H184V157H185ZM218 156H219V155H218ZM221 156H222V155H221ZM221 156H219V157L221 158ZM59 157H60V156H59ZM64 157H66V155H65ZM150 157H152V155H151ZM173 157H174V155H173V156H170V158H173ZM175 157H176V154H175ZM177 157H178V156H177ZM191 157H192V156H191ZM191 157H189V154H188V159H187L186 157H185L184 159L189 160V158H190V163H191ZM198 157H199V159L201 160L202 167L205 169V167L207 166V167H206V170L209 169V168H208V165H210V162H212V158H210V156H209L208 158H206V157H202V156H198ZM233 157H234V156H233ZM235 157H236V156H235ZM4 158H5L6 162H7L8 160H11L10 157L5 156V155H4ZM49 158H50V157H49ZM203 158H204V159H203ZM2 159H3V158H2ZM69 159H70V158H69ZM162 159H163V158H161L160 160L162 161ZM178 159H179V158H178ZM206 159H207V160H206ZM216 159H218V158H216ZM5 160H3L4 163H5ZM12 160H13V159H12ZM83 160H85V159H83ZM164 160H167L166 157H165ZM164 160H163V161H164ZM187 160H186V161H187ZM197 160H198V159H196V163L199 164L200 161H199V160L197 161ZM46 161H47V159H46ZM68 161H69V160H68ZM78 161H79V160H78ZM85 161H86V160H85ZM151 161H152V160H151ZM158 161H159V160H158ZM163 161H162V162H163ZM173 161H174V162H173ZM175 161H176L175 158H174V160L171 159V163H175V164H173V166H170V167H173V168H170V169H169V172H170V170H173L174 168L176 169L177 167H178V168L176 169L177 171H179V170L181 171V169L183 170L184 178H185V180H186V182H187L189 188L191 189L189 192L195 194V195H194V194H191L190 197H192V196L194 195L192 198H193V199H194V198L196 199V202H194L195 200L193 201V199H192V198L190 199V197H189V199L192 201V203H191V201L188 202V203H190V204H192V205H190V206L187 207V208L194 207L193 204H194V203L196 204L197 202H199V201H201V200H200V199H197L199 196L197 195L195 189L192 188V186H191V184H190V182H189V180H188V178H187L186 172H185L184 168H182V167H183L182 164H181V166H178V163L175 162ZM206 161H207V163H206ZM224 161H225V160H224ZM0 162H1V161H0ZM19 162H20V161H19ZM36 162H37V161H36ZM69 162H71V161H69ZM69 162H68V163H69ZM76 162H77V161H76ZM202 162H203V163H204V162L206 163V164H204L205 166L203 165ZM208 162H209V164H208ZM20 163H21V162H20ZM50 163H51V162H50ZM59 163H60V162H59ZM186 163L189 164V161L186 162ZM1 164H2V163H1ZM45 164H46V163H45ZM48 164H49V163H48ZM111 164H112V163H111ZM151 164H152V166H155L154 162H152ZM163 164H165V163H163ZM197 164H196L195 166H197ZM201 164H200V165H201ZM211 164H214V162H212ZM38 165H39V164H38ZM174 165H176L177 167H176V166L174 167ZM109 166H110V165H109ZM147 166H148V165H147ZM163 166H164V165H163ZM188 166L192 169V165H188ZM218 166H219V165H218ZM63 167H64V165H63ZM107 167H108V165H107ZM150 167H151V166H150ZM156 167H157V166H156ZM179 167H180V168H179ZM197 167H198V166H197ZM197 167H196V168H197ZM200 167H201V166H200ZM200 167H198L197 169L195 168L196 170H195L194 172H196L197 176L199 177L198 180H199V181H202V179H204V178H203V171H202V169H201ZM73 168H76V169H77V166H76V167L73 166ZM78 168H80V167H78ZM96 168H97V166H96ZM110 168H111V167H110ZM161 168H162V167H161ZM44 169H45V167H44ZM126 169H127V168H126ZM157 169H158V168H157ZM175 169H174V170H175ZM210 169H211V168H210ZM31 170H32V169H31ZM73 170H74V169H73ZM82 170H83V169H82ZM88 170H89V169H88ZM109 170H110V169H109ZM174 170L171 171L170 173H173ZM79 171H80V169H79ZM157 171H158V170H157ZM192 171H193V170H192ZM56 172H57L56 174H59V173H58V168L56 169ZM102 172H104V171H102ZM128 172H129V171H128ZM130 172H131V171H130ZM158 172H159V171H158ZM194 172H193V173H194ZM256 172H257V171H256ZM166 173H168V171H166ZM170 173H169V174H170ZM175 173H176V171H175ZM175 173H173L174 178L169 176V181H170V182L173 181V182H175V183H176V182L179 183V181H180V183L182 184V183L184 182L183 178H181V177L178 178V177L176 176ZM179 173H180V172H179ZM181 173H182V171H181ZM181 173H180V175H181ZM24 174H25V173H24ZM54 174H55V173H54ZM56 174H55V176H57ZM86 175H87V174H86ZM88 175H89L90 178H91V175H90V174H88ZM103 175H104V174H103ZM103 175H101L100 178L103 177ZM166 175H168V174H166ZM170 175H171V174H170ZM177 175H178V174H177ZM83 176H84V175H83ZM181 176H182V175H181ZM12 177H13V176H12ZM57 177H58V176H57ZM57 177H56V178H57ZM87 177H88V176H87ZM87 177L84 176V178L81 177V179L83 178V179H85V181H86V178H87ZM175 177H176V179L178 178V179H181V180H177V181H176V180H175ZM53 178H54V177H53ZM56 178H55V179H56ZM77 178H78V177H77ZM100 178L97 177L96 179H98V180L100 181ZM165 178H166V180L168 181L167 177H165ZM171 178H173V179H171ZM220 178H221V177H219L218 179H220ZM11 179H12V178H11ZM29 179H30V178H29ZM81 179H80V180H81ZM102 179H103V178H102ZM102 179H101L102 183H101V181H100V182H97L98 184L95 183V184H97L98 186H96L95 184H93V185H95L96 187H98L99 190H100L101 187H102V186L99 185V184H100V183L103 184V181H104V180H102ZM126 179H127V178H126ZM170 179H171V180H170ZM0 180H1V178H0ZM26 180H27V179H26ZM32 180H33V179H32ZM56 180H57V179H56ZM74 180H76V179H75V176H74ZM118 180H120V179H118ZM174 180H175V181H174ZM221 180L223 181L222 178H221ZM224 180H225V181H223V182H226L227 179L224 178ZM229 180H230V178H229ZM229 180H227V181H229ZM38 181H39V180H38ZM87 181H89V178L87 179ZM93 181H96V180H93ZM125 181H126V180H125ZM158 181H159V179H158ZM181 181H182V182H181ZM230 181H231V180H230ZM55 182H56V181H55ZM173 182H171V183H173ZM247 182H248V181H247ZM0 183H1V181H0ZM80 183H81V182H80ZM104 183H105V181H104ZM159 183H160V182H159ZM168 183H169V182H168ZM171 183H170V184H171ZM175 183H174V184H175ZM178 183L176 184L175 187H177ZM180 183H179V185H181ZM229 183H231V182H229ZM47 184H48V183H47ZM55 184H56V183H55ZM83 184H84V183H83ZM91 184H92V183L89 184V187H90ZM170 184H168V186H169ZM174 184H173V185H174ZM183 184L185 185V183H183ZM183 184H182V186H183ZM187 184H186V185H187ZM226 184H227V182H226ZM253 184H254V183H253ZM26 185H27V184H26ZM173 185H170V187L173 186ZM223 185H224V184H223ZM242 185H243V183H242ZM242 185H241V186H242ZM248 185H249V184H248ZM81 186H82V184H81ZM86 186H88V185L86 184ZM95 186H94V187H95ZM120 186H121V184H120ZM210 186L212 187V185H209V187H210ZM225 186H227V185H225ZM230 186H231V185L228 186V189H229ZM19 187H20V186H19ZM48 187H49V186H48ZM51 187H52V186H51ZM79 187H80V186H79ZM92 187H93V186L91 185V187H90V188H91V192L94 191V193H96L98 190H96V192H95V189H98V188L95 187L94 190H93ZM175 187H174V188H175ZM185 187H187V186H185ZM185 187H184V189H185V190H186V189L188 190V187H187V188H185ZM211 187H210V189H212ZM247 187H248V186H247ZM46 188H47V187H46ZM90 188H88V189H90ZM160 188H163V187H160ZM178 188L180 189V187H177L176 189H178ZM181 188H183V187H181ZM241 188H242V187H241ZM65 189H66V188H65ZM115 189H116V188H115ZM210 189H209L208 192H212V191H210ZM225 189H227V188H225ZM228 189H227V191H229ZM0 190H1V188H0ZM38 190H40V189H38ZM38 190H37V194H38ZM118 190H119V189H118ZM125 190H126V189H125ZM185 190H184V191H185ZM5 191H6V190H5ZM43 191H44V190H43ZM119 191H120V190H119ZM161 191H162V190H161ZM178 191H179V190H178ZM2 192H3V190H2ZM40 192H41V191H40ZM40 192H39V193H40ZM120 192H121V191H120ZM125 192H126V191H125ZM164 192H165V191H164ZM164 192H163V193H164ZM166 192H167V190H166ZM166 192H165V194L168 196L170 193L168 194V193H166ZM208 192H205V193H206L205 195H208V196H207L208 199H207V197H206L207 201H209V199H210V196H209V195H211L210 193L208 194ZM216 192H217V191H216ZM224 192H225V191H224ZM21 193H22V192H21ZM92 193H93V192H92ZM222 193H223V190L217 193V196H216V202L218 201V198H220V196H221V195L219 196V194H222ZM40 194H41V193H40ZM88 194H89V193H88ZM118 194H119V193H118ZM185 194H186L185 192L182 194V195H183V196H182L183 199L181 198V196L179 197V198H181L180 200H185V198H186ZM226 194H227V193H225V195H226ZM44 195H45V194H44ZM91 195H92V194H91ZM110 195H111V194H110ZM123 195H124V194H123ZM123 195H121V196H123ZM179 195H180V194H179ZM196 195L198 196L197 198H196ZM0 196H1V195H0ZM38 196H39V195H38ZM46 196H47V195H46ZM105 196H106V195H105ZM116 196H119V195H116ZM126 196H127V195H126ZM158 196H159V193H158ZM167 196H166V197H167ZM256 196H257V195H256ZM77 197H78V196H77ZM184 197H185V198H184ZM221 197H224V196H221ZM260 197H261V196H260ZM260 197H259V195H258L257 199H258V198L260 199ZM13 198H14V197H13ZM103 198L106 200L107 197H103ZM103 198H102V199H103ZM109 198H110V197H109ZM157 198H158V197H157ZM161 198H163V197H161ZM168 198H170V200H173V201H174V197H173V199H171V197L168 196ZM179 198H178V199H179ZM241 198H242V196H241ZM241 198H240V199H241ZM261 198H262V197H261ZM24 199H25V198H24ZM64 199H65V198H64ZM131 199H132V198H130V200H131ZM135 199H136V198H135ZM166 199H167V198H166ZM166 199H165V200H166ZM176 199H177V198H176ZM178 199H177V200H178ZM189 199H188V201H189ZM10 200H11V199H10ZM67 200H68V199H67ZM67 200H66V201H67ZM80 200H81V199H80ZM170 200L168 199V202H169ZM177 200L174 201L175 204H174L173 201H171V203H173V204H171V203H170V204H171V205H176V202H177V203H180V204H183V205H184L185 203H187L186 200H185V201H177ZM198 200H199V201H198ZM43 201H44V200H43ZM103 201H104V200H103ZM138 201H139V200H138ZM163 201H164V200H163ZM239 201H240V200H239V198H238V202H239ZM52 202H53V200H52ZM181 202H182V203H181ZM236 202H237V201H236ZM238 202H237V203H238ZM250 202H251V201H250ZM54 203H55V202H54ZM54 203H53V204H54ZM80 203H81V202H80ZM80 203H79V204H80ZM136 203H137V202H136ZM136 203H135L134 205H136ZM165 203H167V202H165ZM237 203H236V205H237ZM256 203H257V202H256ZM4 204H5V203H4ZM9 204H10V203H9ZM14 204H15V203H14ZM14 204H13V205H14ZM42 204H43V203H42ZM63 204H64V203H63ZM168 204H169V203H168ZM180 204H178V205H180ZM240 204H242V203H240ZM15 205H16V204H15ZM185 205H187V204H185ZM200 205H201V204H200ZM62 206L64 207V205H62ZM166 206H167V205H166ZM168 206H169V205H168ZM176 206H177V205H176ZM180 206H181V205H180ZM229 206H230V204H229ZM237 206H239V205H237ZM240 206H241V205H240ZM52 207H53V206H52ZM63 207H61V208L63 209ZM79 207H81V205H80ZM82 207H83V206H82ZM177 207H179V206H177ZM181 207H182V208H181ZM181 207H179V208H177V209H181V210H182L183 208H185V207H183V206H181ZM197 207L200 208V206L197 205V206L194 207L193 209H192V208H191V209H188V211H189V212H191V210L194 211L195 208H197ZM230 207H231V206H230ZM230 207H229V208H230ZM235 207H236V206H235ZM249 207H250V206H249ZM90 208H91V207H90ZM201 208H202V211H201V212H202V215L205 217V222H204L205 225H206V226H209V225L211 226V229L209 228L210 231H208V232L211 233V231H213V233H212L211 235L208 236L209 239L212 240V239H213L212 237L215 235L216 238L218 237V240H219V241L217 242V244H215V245L213 244L212 246H213V247L215 246L214 248H217L218 251H219L220 253H221L220 250H222V253H221V254H223V256H224L226 262H228V260H229L228 263H230V261H231L232 263H230V264H237V262L231 257V255L229 254L228 250L226 249L225 243H224V241L222 240L221 236L219 235L217 229H216L215 226L213 225V223H212V221H211V219H210V217H209V215H208V212H207V210H206V208H205V206H204L203 203H202V205H201ZM226 208H227V209H226L225 211H226V214H228L227 211H230L231 209L229 210L228 207H226ZM237 208H240V207H237ZM251 208L254 209L255 206H253V207H251ZM251 208H250V209H251ZM28 209H29V208H28ZM81 209H82V208H81ZM169 209H170V208H169ZM177 209H176V207H174V209H173V207H171V210L167 211V212H169V215H170V212H171V215H170V216H171V217H174V218H170V219H173V221L175 220V221H176V224H177V221H178L179 218H178V216H176V215L173 216V211H175V210H177ZM185 209H186V208H185ZM185 209H184V210H185ZM235 209H236V208H235ZM235 209H234V208L232 209L233 212H234ZM30 210H31V209H30ZM37 210H38V209H37ZM70 210H71V209H70ZM76 210H77V209H76ZM181 210H180V211H181ZM232 210H231V211H232ZM237 210H238V209H236L235 211H237ZM263 210H264V209H263ZM263 210H262L261 213L264 212ZM59 211H60V210H59ZM82 211H84V210H82ZM82 211L80 210L79 215H81V212H82ZM162 211H163V210H162ZM188 211H187L188 214L186 213V210H185V213H186V214H185L183 211H182V213H181L182 215L179 214V215H180L179 223H182L183 220H184V218H185V220H186L187 216H188V215H189V216L191 215V213L189 214ZM195 211H197V210H195ZM217 211H218V210H217ZM223 211H224V210L218 212V213L220 214V216L222 217V218H221V217L219 216V214H218V219H220V220H221V219H224V218H223L224 216H225V217L227 216ZM245 211H246V210H245ZM251 211H252V210H251ZM14 212H15V210H14ZM35 212H36V210H35ZM35 212H34V211H31L30 214H31V213H35ZM222 212H223V215H224V216L221 215ZM16 213H17V212H16ZM36 213H37V212H36ZM74 213H75V212H74ZM178 213H179V212H178ZM178 213H177V214H178ZM234 213H235V212H234ZM247 213H249V212H247ZM259 213H260V212H259ZM25 214H26V213H25ZM66 214H68V213H66ZM83 214H84V213H83ZM159 214H160V213H159ZM174 214H175V213H174ZM19 215H20V214H19ZM28 215H29V214H28ZM33 215H34V214H33ZM79 215H78V216H79ZM136 215H137V214H136ZM185 215H186V216H185ZM237 215H238V214H236V216H237ZM258 215H259V214H258ZM13 216H14V215H13ZM26 216H27V215H26ZM30 216H32V214H31ZM47 216H48V215H47ZM62 216H63V215H62ZM81 216H83V215H81ZM81 216H80V217H81ZM163 216H164V215H163ZM165 216H166V215H165ZM181 216H183V217H182L183 219L181 218ZM203 216H202V217H203ZM228 216H229V214H228ZM228 216H227V217H228ZM256 216H257V215H256ZM256 216H254V217L256 218ZM16 217H17V216H16ZM80 217H79V219H80ZM160 217H162V216H160ZM167 217H168V216H167ZM243 217H245V215H244V216L242 215V217L238 219L239 221H237V222L234 221V225H236V226H234V227L236 228V230H237V228L239 227L240 223L243 222V221H241V219H244ZM259 217H260V216H259ZM261 217H262V215H261ZM10 218H11V217H10ZM28 218H29V216H28ZM73 218H74V217H73ZM165 218H166V217H165ZM245 218H246V219H244V223H246V224H243V223H242V224L244 225V227H247L248 224H247L246 221H248V223H249V220H247V219H248V218H251V217H249V216L246 215ZM255 218H254V219H255ZM257 218H258V216H257ZM13 219H15V218H13ZM42 219H43V218H42ZM61 219H62V218H61ZM156 219H157V218H156ZM187 219H188V218H187ZM15 220H17V218H16ZM47 220H48V219H47ZM124 220H125V219H124ZM160 220H161V219H160ZM164 220H165V219H164ZM256 220H258V219H256ZM261 220H264V214H263V219H261ZM27 221H28V220H27ZM27 221H26V222H27ZM115 221H116V220H115ZM162 221H163V220H162ZM175 221H174V222H175ZM190 221H192V218H190ZM11 222H12V221H11ZM74 222H76V221H74ZM157 222H159V221H157ZM165 222H166V220H165ZM174 222H173V225H174ZM185 222H186V221H185ZM206 222H207L208 225L206 224ZM208 222H209V223H208ZM239 222H240V223H239ZM256 222L259 223V222H260V218H259V222H258V221H256ZM4 223H5V222H4ZM46 223H47V222H46ZM64 223H65V222H64ZM78 223H79V222H78ZM159 223H160V222H159ZM167 223H168V224H166V225H168V228H169V224H170V226H171V223H170V222H167ZM183 223H184V222H183ZM183 223H182V224H183ZM220 223H221L223 229L225 230L224 233L226 232V234H225L226 238L228 239V241H229V242L231 243V245L233 246V243H232V242H233V239H235L236 236H239V237H240V235H243V231H244V227H243V225L241 224V225H242V229H243V231L240 230V229L237 230L238 232H239V231H240V232L242 231V233H241V234L237 233V235L235 234V237H234V235L232 234L231 236L233 237V239H232V241H231V239L229 238V233L232 232V225H231L232 223H226L227 225L229 224V226H231V227H229V228H231V230L228 229V231H227L228 226H227V225H224V226H223L222 221H220ZM235 223H236V224H235ZM238 223H239V224H238ZM261 223H263V221H262ZM56 224H57V223H56ZM70 224H71V223H70ZM156 224H157V223H156ZM163 224H164V223H163ZM163 224H161V226H160L161 228H162V225H163ZM182 224H180V225H182ZM186 224L188 225V224H190V223H186ZM237 224H238V226H237ZM2 225H3V224H2ZM18 225H19V224H18ZM26 225H27V223H26ZM28 225H29V224H28ZM62 225H63V224H62ZM71 225H72V224H71ZM92 225H93V224H92ZM111 225H112V222H111ZM187 225H185V226H187ZM201 225H203V224L201 223ZM205 225H203V227H205ZM4 226H6V225H4ZM56 226H57V225H56ZM64 226H65V225H64ZM143 226H144V225H143ZM163 226H164V225H163ZM175 226H176V225H175ZM178 226H179V225H178ZM183 226H184V225H182V226H180V227L183 228ZM189 226H190V225H189ZM255 226H257V224H254V226H253L252 228H255V230H256V229H259L258 226H257V227H255ZM21 227H22V226H21ZM91 227H92V226H91ZM112 227H113V226H112ZM165 227H166V228H165ZM180 227H176V228H180ZM187 227H188V226H187ZM240 227H241V226H240ZM14 228H15V227H14ZM22 228H23V227H22ZM56 228H57V227H55V229H56ZM149 228H151V226L148 227V229H149ZM158 228H159V226H158ZM158 228H157V229H158ZM161 228H160V229H161ZM163 228H165V229L167 230V226H164ZM174 228H175V227H174ZM176 228H175V229H176ZM181 228H180V229H181ZM260 228H261V227H260ZM1 229H2V227H1ZM1 229H0V231H1ZM55 229H54V230H55ZM91 229H92V228H91ZM94 229H95V228H94ZM111 229H112V228H111ZM130 229H131V228H130ZM145 229H147V228H145ZM153 229L156 230V229L153 227V228H151V231H150V232L153 233V231H152ZM185 229H186V227H185ZM187 229H188V228H187ZM197 229H199V231H198ZM60 230H61V228H60ZM162 230H163V229H162ZM166 230H165V232H166ZM168 230H169V229H168ZM183 230H184V229H183ZM203 230H204V229H203L202 227L197 226V227L195 228V230H194V231H195V237H196V238L200 237V236H201L200 231L203 232ZM206 230H208L207 227H206ZM206 230H205V232H206ZM16 231H17V230H16ZM134 231H135V230H134ZM158 231H159V230H158ZM179 231H180V230H179ZM191 231H193V230H191ZM194 231H193V233H194ZM230 231H231V232H230ZM252 231H254V230H252ZM59 232L61 233V231H59ZM122 232H123V231H122ZM155 232H156V231H155ZM208 232H207V233H208ZM228 232H229V233H228ZM193 233H192V235H194ZM197 233H198V234H197ZM29 234H30V233H29ZM174 234H175V235H174ZM213 234H214V235H213ZM238 234H239V235H238ZM263 234H264V233H263ZM17 235H18V234H17ZM22 235H23V234H21V236H22ZM53 235H55V234H53ZM181 235H182V232H181V234H180V233H177V234H176V233H173V236H172V240H171V241H174L176 244H178V242L181 241ZM202 235H204V234H202ZM5 236H6V235H5ZM18 236H19V235H18ZM30 236H31V235H30ZM30 236H29V237H30ZM34 236H35V235H34ZM58 236H59V235H58ZM152 236H154V234H153ZM152 236H150V237H152ZM156 236H157V233H156ZM162 236H163V235H162ZM184 236H185V235H184ZM210 236H212V237H211L212 239L210 238ZM251 236H252V235H251ZM260 236H261V234L259 235V237H260ZM263 236H264V235H263ZM56 237H57V236H55V238H56ZM154 237H155V236H154ZM159 237H160V236H159ZM168 237H169V235H168ZM193 237H194V236H193ZM195 237H194V238H195ZM252 237H253V236H252ZM254 237H255V235H254ZM4 238H5V237H4ZM53 238H54V237H53ZM58 238H59V237H57V240H58ZM161 238H163V237H160V238H159L160 241L162 242L163 239L161 240ZM241 238H242V236H241ZM241 238H240V239H241ZM256 238H257V240H259V239H261V241L264 240V237L262 238V236H261V238H259V239H258V237H256ZM5 239H6V238H5ZM7 239H8V238H7ZM198 239H199V238H198ZM247 239H248V240L250 239L249 242L251 243V242H252L251 240H254L255 238H249V237H247ZM262 239H263V240H262ZM57 240H56V241H57ZM165 240H166V239H165ZM165 240H164V241H165ZM199 240H200V239H199ZM210 240H209V241H210ZM255 240H256V239H255ZM255 240H254L253 242H255ZM21 241H22V240H21ZM168 241H169V240H168ZM168 241H167V244H166V243H165V244H166V246L169 247V245H168ZM197 241H198V240H197ZM197 241H194V243H195V242L197 243ZM214 241H215V239H214ZM236 241H237V238H236V240L234 241V243H235ZM259 241H260V240H259ZM259 241H256V242H255V245L261 243V241H260V242H259ZM22 242H23V241H22ZM53 242H54V241H53ZM165 242H166V241H165ZM169 242H170V241H169ZM212 242H213V241H211V244H212ZM219 242H220V243H219ZM245 242H246V241H245ZM253 242H252V243H253ZM40 243H41V242H40ZM151 243H152V242H151ZM155 243H157V242H155ZM188 243H189V242H188ZM188 243H187V244H188ZM194 243H191V242H190V244H188V245H190V248H189V246L187 245V247H188V249H189L190 251H192V250L195 248ZM206 243H207V241H206ZM252 243H251V246H252ZM256 243H257V244H256ZM3 244H4V242H3ZM24 244H25V243H24ZM144 244H145V243H144ZM146 244H147V241H146ZM153 244H154V243L149 244V245H152V247L150 248V250H149V248H148L149 245H148V247H147V245H145V246H146L145 248H147V249L149 250V252L146 251V252H148V255H147V253L145 252L146 254H144V256L146 255L148 258H150L151 256H149V255L152 254V257L154 258V255H156V253L153 254V252H154L153 250H155V249L153 248ZM192 244H193V245H192ZM247 244H248V243L246 242V245H247ZM7 245H8V244H7ZM7 245H5V246H7ZM22 245H23V243H22ZM42 245H43V244H42ZM156 245H157V244H156ZM156 245H155V246H156ZM158 245H160V244L158 243ZM162 245H164L163 242H162ZM202 245H203V246H202ZM208 245H210V242H208ZM216 245H217V246H216ZM218 245H219V246H218ZM249 245H250V244H249ZM164 246H165V245H164ZM174 246H175V244H174ZM200 246H201V247H200ZM210 246H211V245H210ZM212 246H211V247H212ZM220 246H221V247H220ZM247 246H248V245H247ZM251 246H250V247H251ZM93 247H94V246H93ZM157 247H158V246H157ZM171 247H173V245H171ZM198 247H199V248H198ZM203 247H204V243L201 244V245H199V246H196V249H197V250L195 249V250H193V251H195V252L198 251V253H196V254H201V255H203L202 257H205L207 254L204 255V252L208 253V249H206L205 247L203 248ZM213 247H212V249H213ZM218 247H219V248H218ZM253 247H254V244H253L252 248H253ZM24 248H25V247H24ZM40 248H41V247H40ZM49 248H50V247H49ZM79 248H80V247H79ZM143 248H144V247H143ZM143 248H142V249H143ZM200 248H201V249H200ZM220 248H222V249H220ZM233 248H234V247H233ZM235 248H236V246H235ZM252 248H249V250L252 249ZM256 248H257V247H256ZM142 249H141V251H144V250H142ZM152 249H153V250H152ZM157 249H158V251L156 250V252H159V251H160V250H159L160 248H157ZM174 249H176V248L173 247L172 252L174 251ZM217 249H215V250L217 251ZM237 249H239V248L237 247ZM245 249H246V248H245ZM245 249H242V248H241V249H239V250L242 252V250H245ZM25 250H26V249H25ZM201 250H202V251H201ZM206 250H207V251H206ZM239 250H236V252L238 251V253H239ZM43 251H44V250H43ZM161 251H162V250H161ZM163 251H164V250H163ZM167 251H168V250H167ZM167 251H165V252H167ZM170 251H171V249H170ZM186 251H187V250H186ZM186 251H184V253H185ZM190 251H189V253H191ZM193 251H192V252H193ZM199 251H200V252H199ZM216 251H215V253L219 254L218 251H217V252H216ZM234 251H235V250H234ZM245 251H246V250H245ZM245 251H244V252H245ZM250 251H251V250H250ZM27 252H28V251H27ZM30 252H31V251H30ZM37 252H38V251H37ZM81 252H82V251H81ZM165 252H163V253H165ZM181 252H182V251H181ZM195 252H194V254H195ZM201 252H202L203 254H202ZM209 252H212V251L209 250ZM244 252H243V253H244ZM248 252H249V251H248ZM45 253H46V252H45ZM160 253H161V252H160ZM173 253H174V252H173ZM173 253H171V254H173ZM186 253H187L188 255H190L188 252H186ZM243 253H242V254H243ZM246 253H247V252H246ZM30 254H31V253H30ZM30 254H29V255H30ZM32 254H34V253H32ZM81 254H82V253H81ZM97 254H98V253H97ZM158 254H159V253H158ZM179 254H180V253H179ZM187 254H186V255H187ZM194 254H193V255H194ZM196 254H195V255H196ZM217 254H216V255H217ZM236 254H237V253H236ZM86 255H87V254H86ZM91 255H92V254H91ZM161 255H163V254H161ZM173 255H174V254H173ZM180 255L183 256L184 254H183V255L180 254ZM191 255H192V254H191ZM214 255H215V254H214ZM214 255H212V258L214 257ZM237 255H238V254H237ZM239 255H240V254H239ZM93 256H94V255H93ZM121 256H122V255H121ZM208 256H210L209 253H208ZM218 256H220V255H218ZM223 256H222V257H223ZM254 256H255V255H254ZM23 257H24V256H23ZM156 257H157V256H156ZM171 257H174V256H171ZM179 257H180V256H178V259H179V260L177 259V261H178L177 264H179V263L184 264L185 262H189V259L186 258V257H188V256H186V257L183 256V257H185V258H181V257H180V258H181V261H182L183 259L185 260V261L183 260L184 262H183V261L181 262ZM206 257H207V256H206ZM215 257H216V259L218 258L217 256H215ZM241 257H242V256H241ZM241 257H240V259H241ZM84 258L87 259V257H84ZM84 258H83V260L85 261L86 259H84ZM92 258H96V257H92ZM92 258H91V259H92ZM115 258H116V257H115ZM163 258H164V257H163ZM168 258H169V257H168ZM188 258H189V257H188ZM193 258H194V257H193ZM224 258H221V259H223V261L221 260V261H222L221 264L224 263ZM238 258H239V257H238ZM12 259H13V257H12ZM29 259H30V257H29ZM154 259H155V258H154ZM154 259H150V260H154ZM169 259H170V258H169ZM186 259H187V260H186ZM191 259H192V258H190V260H191ZM203 259H204V258H203ZM214 259H215V258H214ZM214 259H212V260H208V263H207V261H206L205 259H204V260L206 261L207 264H210V263L213 264L214 262H216V263L218 264L219 262H221V261L218 262V261H216V260L214 261ZM250 259H251V258H250ZM250 259H249V261H250ZM146 260H147V258H146ZM150 260H149V261H150ZM157 260H158V259H157ZM195 260H196V259H195ZM199 260L202 261L201 258H200ZM199 260H198V258H197V262H198ZM217 260H218V259H217ZM61 261H62V260H61ZM80 261H81V260H80ZM115 261H116V259H115ZM162 261H163V260H162ZM237 261H238V260H237ZM4 262H5V261H4ZM10 262H11V261H10ZM78 262H79V261H78ZM103 262H104V261H103ZM166 262H167V261H166ZM193 262H194V263H193ZM197 262L191 260V261H190V264H196ZM226 262H225V263H226ZM238 262H239V261H238ZM76 263H77V262H76ZM79 263H80V262H79ZM155 263H157V261H156ZM199 263H200V262H199ZM225 263H224V264H225ZM105 264H107V263H105ZM108 264H109V263H108ZM163 264H164V261H163ZM214 264H215V263H214ZM226 264H227V263H226ZM242 264H243V263H242ZM244 264H245V263H244ZM253 264H264V249H262V250H260V251L258 252V261L255 262V261L253 260Z\"/></svg>",
    "mask_w": 264,
    "mask_h": 264
},
{
    "label": "built area",
    "instance_id": "built-area-1",
    "mask_svg": "<svg viewBox=\"0 0 264 264\" xmlns=\"http://www.w3.org/2000/svg\"><path fill=\"white\" fill-rule=\"evenodd\" d=\"M113 27V26H112ZM114 29V27H113ZM114 32L116 33L115 29H114ZM117 35V33H116ZM118 41H119V44H120V47L121 49L123 50L125 56L127 57L128 59V62L130 64V67L133 71V73L135 74L138 82L140 83V85L142 86L144 92L146 93L156 115H157V118L164 130V133L165 135L167 136L168 140L171 142L172 144V148L173 150L175 151V153L177 154V156L179 157L180 159V162L186 172V175H187V178L192 186L193 189H195L197 195L199 196L201 202L204 204L207 212H208V215L213 223V225L215 226V228L217 229L219 235L221 236L222 240L224 241L225 243V246H226V249L228 250L229 254L231 255V257L237 262V264H240L238 261H237V257L235 255V251H234V248L233 246L231 245V243L228 241V239L226 238L225 236V233H224V229L218 219V216L216 214V212L214 211V209L211 207V205L209 204V202L207 201L206 199V195H205V192H204V189L200 183V181L198 180L197 176L195 175V173H193L192 169L188 166V164L186 163L184 157L182 156L181 154V151L179 150L178 148V145L174 142V139L170 133V130L167 126V123L164 119V117L162 116V114L160 113L159 109L157 108L155 102L152 100L150 94L148 93V90L146 88V85L143 81V78L141 76V73L139 72V69L137 67V65L135 64V62L132 60V58L129 56L123 42L121 41V39L118 37Z\"/></svg>",
    "mask_w": 264,
    "mask_h": 264
}]
</instances>
